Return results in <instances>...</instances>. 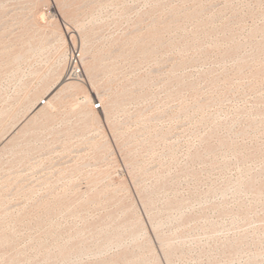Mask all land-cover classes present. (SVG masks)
I'll use <instances>...</instances> for the list:
<instances>
[{"label": "rangeland", "instance_id": "obj_1", "mask_svg": "<svg viewBox=\"0 0 264 264\" xmlns=\"http://www.w3.org/2000/svg\"><path fill=\"white\" fill-rule=\"evenodd\" d=\"M5 1H6V3H3L1 7L3 9L5 8L6 12L0 7L1 8L0 11H2V13L0 12L1 13L0 14V30H3L5 28L2 32L0 31L1 32L0 37L4 36V37H2V39L6 40V41H4L0 38V60L3 61V59L4 60L6 59L3 62L0 61L1 62L0 71L3 68H5V70L4 69L2 70L3 74L0 72V80H1V78H3L0 81V84H1L0 86L3 87V88L0 87V89H1L0 91L4 92V93H2V92H0V93L1 94L7 93V94L2 95V96L0 95V100L4 101V100H6V98L8 100L4 101L5 105H4V102L0 103V108H3V110H0V111L4 112L5 108H6L5 113L7 115L8 114L11 115L13 113L16 114L17 118L15 117V119H17L19 121L22 119V116L24 115V112H25V110L22 109L21 105L28 98H31L33 96V94L37 93L36 94V96H37L36 101H34V104L32 105V108L30 107V109H29L30 111H28V113L33 112L32 114H34L39 109V108L36 109V107H37L38 103L40 102V100H42V99L46 100V106H44V107L47 108L48 107L47 103L49 102L50 98H52L55 94V91H54L55 87L66 77V73L69 70V56H70L71 49L76 48V50H78L80 52L79 34H78V32L75 31L76 24L83 23V20H84L83 24L86 26H88V25L90 26V23H89L90 19L89 18H91L92 15L99 17L97 19L98 21H96L92 25V26H94V28L96 27L94 29L95 30L94 35H93L94 38L92 37V39H93L92 40V46L94 47V51H96L98 54L106 55L107 52H108V54L110 52H114L115 50L119 49L120 47H123L126 44L125 48L127 47L126 49L131 54L133 53V55H131L129 57V59H126L124 61L119 60L118 65L120 67L119 66H118L119 68L117 67V71L113 74L114 77H113V75L110 76L111 79H113V81H111V79L108 77H104L102 72L96 71L93 74L96 77L94 79L95 84H93V86L87 85L88 81L86 78V74L84 73L82 63H81V67H82V71H83V75H84L83 80L82 81L68 80L70 82H72V81L78 82V83L80 82V84L84 85L86 87L85 91H87L88 94H90L91 101L93 103H95V104L98 102L101 103L100 99L104 98L103 103H101L102 104L101 110L98 113H96L97 114L96 121L99 124L95 123L91 128L90 127L84 128L83 124L89 118V115H87V114L81 115V113L79 114L78 111L80 109L77 108L78 105L75 104V103H77V101L82 100L81 93H77L74 96H72L74 98V100L71 96H69L68 98L64 97L61 104L58 102L57 99H54V100H52V105L54 106V108L52 110H48L49 115L51 117L53 116L51 118L52 119L51 123L53 125L50 124L51 127L49 126L48 130L47 129H40L36 135L37 136L36 142H33V144L31 143L29 146L25 147V150L22 151L23 153L19 152V153L14 154V155L2 154V156L0 158V167L2 168V169L0 168V174H1L0 175V177H1L0 182L1 181L2 182L0 185L5 184V182L7 180L8 181L5 184L6 186L4 185L5 188L3 186L4 190H3L2 186H0V192L4 191V192L0 193V195H1L0 198L3 197V199H4V201H3V199L2 200L0 199L1 200L0 205H2V207H3L2 208L0 206V213L3 214V215L0 214V222H2V224L4 222V224H3L4 226L0 223L1 224L0 225V231L3 229L2 230L3 232L2 231L0 232V239L6 238L5 240L8 241L9 239L12 238L10 241L13 245L9 241H8L9 243L8 242L5 243L4 245H2V247L0 245V256L4 257V258L0 257V259H2V260H0V264H7L9 258H12L13 256L14 257L16 256L15 258L13 257L14 259H16L18 257L17 261L20 264H91V263H93V264L94 263L95 264H130V263L131 264H134V263L135 264H137V263L138 264H264V199H263L264 198V114H263L264 113V100H263L264 99V75H263L264 72L261 73L262 71H264V55H263L264 54V49H263L264 48L263 47L264 46V44H263L264 43L263 42L264 41V0H211L210 2H209V0H206V1L205 0L204 1H202V0H199V1L198 0H188V1H186V0H180V1L179 0H170L169 1L168 0V2L166 0H163V1L162 0H159V1L156 0V2H155V0H152V1L151 0H123L124 3L122 2V0L121 1L120 0H113L112 5L103 4L107 0H100V1L96 0L97 2H95L94 4H90V0H87V1L86 0H84V1H82V0H77V1L76 0H42V1L41 0H21V1L20 0H5ZM14 1L17 2V5ZM30 1H31V3H30ZM66 1L68 3H70V1L71 2L73 1V2L70 3L69 5H67L68 3ZM32 2H34V3H32ZM160 2H162V3L164 2L163 3L164 5ZM186 2H188V3H186ZM198 2L200 3L199 4L200 7L198 5ZM202 2H205L203 5V8H202V4H203ZM11 3H14V4H12L13 6L10 5ZM26 3H27V6H26ZM37 3H39V6ZM61 3H63V4L65 3L66 5L65 4L64 5L67 7H64V5ZM167 3L168 4L170 3V5H167ZM171 3L173 4V6ZM189 3H191V4H189ZM30 4L32 5L31 7L29 6ZM74 4H75V6H74ZM151 4L152 5L154 4V5L151 6ZM180 4H181V7H183V8L180 7ZM35 5H37V7ZM77 5L78 6L81 5L82 7L81 6L78 7ZM99 5L101 7L103 5L104 6L102 8H100ZM122 5H123V7H122ZM158 5L162 6V8L159 7ZM175 5H177V6H175ZM68 6H69V8H68ZM26 7L28 9H26ZM73 7H74V9H72ZM85 7H86V9H85ZM196 7H197V9H196ZM78 8H80V9H78ZM147 8L151 12L146 10ZM156 8H158V11L156 10ZM82 9L85 11H83ZM168 9H171V10H168ZM182 9L184 11H186V14H183L185 12ZM68 10H71V12H69ZM91 10H94V11L96 10V11L93 12ZM121 10H122V12H121ZM195 10H197V11L194 13ZM86 11H87V13H86ZM141 11H143L144 13ZM169 11H171L170 14H169ZM68 12L70 13L69 15H68ZM139 12L142 14H140ZM145 12H146V14H145ZM166 12H168V13H166ZM88 13H90L91 16H88V15H90ZM112 13H113V16H111ZM127 13L129 14L128 17L125 15ZM135 13H137V14H135ZM163 13H165V14L163 15ZM172 13H173V16H171V17L173 19L171 20L170 15ZM175 13L179 16L175 17L176 16ZM17 14H18V16H17ZM76 14H78V15H76ZM85 14L86 15L88 14V15L86 16ZM157 14H158V16H156ZM168 14H169V16H168ZM200 15L203 17H200ZM70 16H72V17H70ZM190 16H192V20H191ZM198 16H199V18H198ZM210 16L212 17V19L210 18ZM69 17L71 18V20ZM168 17L170 20L168 19ZM185 17H188L187 19H190L191 22L189 20H187ZM29 18H30V20H29ZM113 18L115 21L113 20ZM127 18H129V19H127ZM135 18H137V19H135ZM180 18H181V20H180ZM49 19H51V20H49ZM80 19L82 20V22ZM99 19H101V20H99ZM125 19H127L128 21L127 20L124 21ZM175 19H177V20H175ZM200 19H203V21ZM119 20H121V21H119ZM129 20H131V21H129ZM182 20H183V22L181 24ZM184 20H185V22H184ZM208 20H209V22H208ZM52 21L55 24H53ZM162 21H165L164 22L165 24ZM29 22L30 23L32 22V23L29 24ZM97 22H99V23H97ZM106 22H108V23L106 24ZM166 22H168L169 24ZM177 22H179V23L177 24ZM198 22H199V24H198ZM18 23H20V24L18 25ZM96 23H97V25H96ZM132 23H133V25H132ZM155 23H157L159 25H157V24L155 25ZM160 23L162 24V26ZM192 23H193V26H192ZM44 24L47 26H53L54 25L55 27L57 25V27H56L57 31L59 33H61L63 35L64 39L66 40V43H65L66 45H64V51H65V53L66 52L67 53H66V65H65L64 70L61 73V75L59 77L52 78L50 83H49V86L46 88H41L42 89L41 90L40 89V77L42 75L46 74V72H48V70L53 66V64H54L53 62H55V60H56L55 58H57L56 57L57 54L54 51H49L44 56H41V57L38 56L39 59L37 56L31 57L30 59H28L29 61L27 60L25 62H22V64L20 63L19 69L21 70V68H22V70H21L22 73L20 74V70L15 71V72L13 71L12 65L8 63V60H7L8 57L3 55V52H5L4 49L7 46H9L8 47L9 52L10 51H11V53L18 52V50L21 48V43H22V40H20V39L25 38L27 35H34V34H36L35 33L36 31H38V33L44 31L43 33H45L47 26H45ZM101 24L103 27L101 26ZM119 24H120V26H119ZM210 24H211V26H210ZM30 25H32V26H30ZM129 25H130V27H129ZM176 25H179V26H176ZM6 26H8L11 30ZM105 26H107V27H105ZM153 26H155L156 28ZM164 26H165V28H164ZM27 27H28V29H27ZM29 27L32 28L33 30L30 29ZM38 27L40 28V30ZM115 27H118V28H115ZM146 27L148 28V30L146 29ZM227 27H228V29H227ZM20 28H21V30H20ZM23 28H24V30H23ZM151 28H153V30ZM197 28H199V29H197ZM210 28H211V30H210ZM16 29H19V30H16ZM35 29H36V31L34 32ZM106 29H107V31H106ZM119 29H121V30H119ZM218 29H219V31L222 30V32L217 31ZM256 29H257V31H256ZM6 30L7 31L10 30V31H8V33H7ZM22 30L24 32V35L22 34ZM26 30H28V32ZM101 30L104 32H102ZM97 31H99V33H97ZM110 31H112V32H110ZM120 31H121V33H120ZM152 31H153V33H155L154 35H152ZM201 31H203V32H201ZM216 31H217V34H216ZM5 32L7 33V35ZM19 32H20L21 36H20V34H18ZM195 32H197V34ZM38 33H37V35H38ZM112 33H113V35H112ZM129 33H130V35H129ZM133 33H135V34L137 33L136 34L137 38L133 37V36H135V34L131 35ZM146 33H147V35H146ZM209 33H210V35H209ZM120 34H122V35H120ZM203 34L205 37H203ZM140 35H141L142 39H140ZM158 35L160 36V38ZM226 35H228V37L231 35L233 38L232 37L228 38ZM144 36H147V37L148 36H154L156 38L149 37V39H150L149 40V39L144 38ZM192 36H193V38H192ZM206 36H208V37H206ZM222 37H223V39H222ZM12 38L15 42L17 41L18 43H15L12 40ZM99 38H100V40H99ZM112 38H114V40ZM143 38L145 39L146 42H144ZM186 38H187V40L185 41ZM9 39H11L12 41ZM123 39H125V40H123ZM191 39H192V41H191ZM215 39H217V40H215ZM231 39H232V41H231ZM1 40L3 42H1ZM101 40L102 41L104 40L103 41L104 43L101 42ZM120 40H121V42H120ZM132 40H134V45H132ZM200 40H202V41H200ZM7 41H9V42H7ZM77 41H78V43H77ZM94 41H95V43H94ZM115 41H116V43H115ZM128 41H130L131 43ZM135 41H137L139 44H136ZM182 41H184L185 43ZM153 42H154V44L155 43L156 44L154 45ZM159 42H161V43H159ZM195 42H197V43H195ZM233 42L236 44L233 45L234 44ZM4 43H6L7 45ZM10 43L13 44V45H11L12 47L10 45H8ZM100 43H102L103 45ZM109 43H110V45H109ZM186 43H188V44L186 45ZM215 43L217 46L215 45ZM106 44H108V45H106ZM149 44H150V52L147 51L145 53L144 51H142L143 52L142 53L141 52V50H142L141 48H143L142 46L148 47ZM165 44H169L170 46L165 45ZM184 44L186 46V49H185ZM191 44H192V46H191ZM14 45L16 46V48L13 47ZM135 45H138V47L135 48L134 47ZM212 45L213 46L215 45L216 47H220V48L213 47ZM231 45L235 46V47H232ZM239 45H240V47H239ZM95 46H97V47H95ZM98 46L100 47V50L98 49L99 48ZM193 46H195V47H193ZM257 46L260 48H258ZM107 47H109V48H107ZM128 47L131 49H128ZM157 47H159V48H157ZM226 47H227V49L228 48L229 49L227 50ZM193 48H195V49H193ZM136 49H138V51ZM202 49H204V50L202 51ZM257 49L259 50V52ZM195 50H196L197 54H196ZM209 50L212 51V53ZM134 51L136 54L134 53ZM181 51L185 54H183ZM207 52H209V53L206 57ZM228 52H229V54H228ZM148 53H150V54H148ZM155 53H157V55ZM255 53H256V55H255ZM50 54H51V56H50ZM230 54H233V55L231 56ZM245 54H246V56H244ZM261 54L263 57L261 56ZM140 55H141V57L143 56L142 57L143 59H141ZM148 55H150V56H148ZM198 55L199 56L201 55L200 56L201 58ZM226 55H227V57H224ZM188 56H190V57H188ZM133 57H136V58L139 57L138 59H140V60H137L136 58L133 59ZM179 57H182V58L179 59ZM246 57H247V59H246ZM48 58L50 60H48ZM183 58H184V61H183ZM256 58H258V59H256ZM259 58L260 59L262 58V59L260 60ZM40 60L42 63L40 62ZM45 60L47 63L45 62ZM136 60L139 62H136ZM87 61H88V59H87ZM29 62H31V63H29ZM51 62H52V65L50 64ZM107 62H108V60H105V62H103V64H107ZM123 62L125 64H123ZM132 62H134L135 65ZM136 63H138V64H136ZM141 63H142V65L144 63L145 64L142 66ZM236 63L237 64L239 63V64L236 65ZM37 64L39 67L37 66ZM182 64H184V66ZM241 64H243V65H241ZM249 64H250V66H252V65L253 66L249 67ZM5 65H6V67H5ZM125 65H127L128 67ZM1 66L2 67L4 66V67L2 68ZM175 66H177V67L180 66V67L177 68ZM244 66H246V67H244ZM41 67H43V68H41ZM44 67H48V68H44ZM240 67H242V68H240ZM261 67L263 68V70H260V69H262ZM66 68H67V70H66ZM124 68H125V70H124ZM236 68H237V71H236ZM46 69H48V70H46ZM254 69H255V71H254ZM256 69H258L260 71V72L258 71L259 73L257 72L258 73L257 76L255 75V74H257ZM6 71H7V74H6ZM41 71H42V73H41ZM128 72H129V74H128ZM169 72L170 73L172 72V73L170 74ZM252 72L255 73V74L253 73V75L256 77H254L251 74ZM9 73H10V75H9ZM208 73H209V75H208ZM210 73H212V74L210 75ZM244 73L247 76H244ZM11 74L15 75L14 78H13L14 75L11 77L13 79H10ZM27 74H29V75H27ZM25 75H26L27 79L24 77ZM38 75H40V76H38ZM148 75L150 76V78ZM19 76H22V77H20L21 80L19 79ZM166 76L167 77L170 76L171 78L173 76V78L172 79L170 77L167 78ZM258 76H260V77H258ZM115 77H117V78H115ZM211 77H215L216 79L211 78ZM5 78H7V79L9 78L10 80L9 79L4 80ZM118 78H119V80H118ZM130 78H132L133 80ZM238 78H240V79H238ZM24 79H26V80H24ZM53 79H55L54 80L55 82L53 81ZM57 79H59L60 81L59 80L57 81ZM97 79H98V81H97ZM126 79H128V81H130V80L131 81L128 82V81H126ZM141 79H143L145 81V83L147 82V79H148V81L149 80L150 81L148 83H146V84L144 83L142 85L137 84V82L142 81ZM241 79H242V81H240ZM3 80H4V82H3ZM12 80H14V81H12ZM181 80H183V81H181ZM215 80H218V82ZM227 80H228V82H227ZM105 81H107V82H105ZM235 81H237V82H235ZM15 82H18V83H15ZM133 82H134L135 86L133 85ZM163 82H165L166 84ZM169 82H171V84ZM177 82H179V83H177ZM192 82H194V83H192ZM211 82H213V83H211ZM37 83H38V85H37ZM122 83H123V85H122ZM173 83L176 85H174ZM228 83H229V85H228ZM27 84H31V85H27ZM162 84H164L165 86ZM209 84H210V86H209ZM11 85L13 88L11 87ZM102 85L104 88L102 87ZM114 85L116 88L114 87ZM14 86H16V87H14ZM38 86H39V88H38ZM122 86H124L127 90L130 89V91H131V89H133V91L130 92L128 90V93H126L124 96H122V98L120 97L121 99L119 98V100L121 101V104H120L121 106H118V109L113 112V108H112L113 103H110V101L113 102L115 100V97L118 96L117 94H120L119 91L125 90V88ZM129 86H131V87H129ZM162 86H164V87L162 88ZM6 87L9 89H7ZM19 87H21V88H19ZM31 87L33 88V90ZM34 87H35V89H34ZM49 87H51V88L53 87V88L51 89ZM120 87H122V88H120ZM186 87L188 90L186 89ZM36 88L38 91H36ZM166 88H167V90H166ZM22 89H24L23 91H24L25 95H24ZM179 89L181 90V92ZM117 90H118V92H117ZM170 90H171V92H170ZM110 91H111V93H110ZM21 92L23 93V95H21ZM26 93H27V95H26ZM38 93H40V94H38ZM135 93H136V95H135ZM137 93L140 96H144V98L140 97ZM143 93H145V95ZM16 94H18V95H16ZM29 94H30V97H29ZM112 94H114V96H112ZM141 94H143V95H141ZM76 95H78V96H76ZM130 95H132V97ZM171 95L172 96L174 95L173 96L174 102L171 101L172 100ZM178 95L179 96L181 95L180 96L181 98ZM127 96H129V97L127 98ZM137 96H139V98ZM145 96L146 97L148 96V97L146 98ZM150 96H151V98H149ZM166 96H168V97H166ZM9 97H11V98L9 99ZM100 97H102V98H100ZM134 97H136L137 99ZM153 97H155V98H153ZM169 97H171V98H169ZM98 98H99V100H98ZM112 98H114V99L112 100ZM132 98H134V99H132ZM12 99H15L17 101H15V100L13 101ZM108 99H109V102H108ZM129 99L130 100L132 99L133 101L132 102L127 101ZM144 99H146L147 101ZM37 100H39V101H37ZM134 100H136V101H134ZM178 100L179 101L181 100V101L179 102ZM19 101H21V102L19 103ZM74 101H75V103H73ZM151 101L152 102L154 101V102L152 103ZM8 102H10V103H8ZM16 102L19 104H17ZM36 102H37V104H36ZM55 102H57V103H55ZM122 102L125 103V105ZM137 102H140V103H138L139 105L138 104L136 105ZM207 102H208V105H207ZM7 103L9 106L7 105ZM69 103H70V105H69ZM132 103H133V105H132ZM11 104H12V106H11ZM13 104H15V105H13ZM55 104H57V105H55ZM33 106H35V108H33ZM68 106H69V108H68ZM70 106H71V108H70ZM73 106H75V107H73ZM61 107L63 108V111H62ZM60 108H61V110H60ZM67 108H68V110H67ZM126 108H127V110H126ZM135 108H136V110H135ZM103 109H105L108 113H110L109 117L105 118V115L103 113ZM58 110H59L60 114H58ZM137 110L139 111V113H136ZM236 110H237V113H236ZM240 110L242 112H240ZM67 111L69 112L68 114H67ZM140 111H142V112H140ZM115 112H117V114ZM126 112H128V113H126ZM62 113H63V115H62ZM64 113L67 114L66 115L67 117L65 116ZM73 113L75 114V116L73 115ZM239 113H241V114H239ZM57 115L59 118L57 117ZM68 115H70V117ZM146 116H148V117H146ZM63 117H66V118H63ZM115 118H117L118 120ZM260 118L262 120H260ZM68 119H69V121H68ZM3 120L5 121V123L8 122V127H10V124H12V122L14 123V121H15V120L9 121L8 117H7V119L6 118L5 119L0 118V121H1L0 124L1 123L4 124ZM60 120L61 121L64 120V121L61 122ZM116 120H117V122H116ZM65 121H67L68 123ZM105 122H107V123H105ZM115 123L117 124L115 126L119 128V131H121V132H119L118 135H116V133L113 132L112 125ZM55 124L58 125L59 127L56 126ZM59 124H63V125L61 126ZM254 124H255V127H254ZM24 125H26V122H24L22 124V126L20 128H18L17 130L23 129L25 127ZM63 126H66V127L64 128ZM146 127L148 128V131H147ZM65 129H67V130H65ZM80 129H82V130H80ZM17 130L14 133H12L11 137L7 141L2 143V145L0 146V149L3 146L10 145V140L17 135ZM44 130H46V131H44ZM51 130H54V131L51 132ZM89 130H90V132L92 130H94L95 134L97 136L94 134V131H92V133H90ZM131 130L132 131L134 130V132H131ZM245 130H246V132H245ZM111 131H112V133H111ZM39 132L42 134H40ZM65 132H66V134H65ZM121 133H122V136H121ZM71 134L72 135L76 134V135L72 136ZM150 134H152V135H150ZM53 135L54 136L56 135L57 138H56V136L54 138ZM64 135H66V137ZM83 135H86V136H83ZM154 135H156V136H154ZM47 136H49V137H47ZM58 136H59V138H58ZM206 136H208L209 138ZM62 137H63V139H62ZM102 137H104V138H102ZM117 137H118V139H117ZM158 137L160 138V140L158 139ZM50 138H51V140H50ZM71 138H73V139H71ZM93 139H95V140H93ZM97 139H98V143H99L98 147H97V144H98ZM155 139H156V141H154ZM226 139H227V141H225ZM47 140H48V142H47ZM39 141L41 143L38 144L37 142H39ZM50 141H51V143H50ZM1 142L2 141L0 140V143ZM64 142L66 143V146L69 145V147H67V149H66ZM68 142H69V144H67ZM79 142H80V144H79ZM102 142H104V143L102 144ZM43 143H44V145H43ZM46 143H47V145H45ZM90 143L93 145V147H92V145H90ZM145 143H146V145H145ZM224 143L226 145H224ZM75 144H76V146H75ZM135 144H137V145H135ZM153 144H154V146H153ZM31 145H33V146H31ZM37 145H38V147H37ZM106 145H108V146H106ZM34 146H36L35 147L36 149L34 148ZM62 146L65 148L63 149ZM89 146H91V148H93L94 150L96 149L95 151H97V152H95ZM133 146H134V149H133ZM235 146L237 148H235ZM201 147H202V149H201ZM107 148H108V150H103V149H107ZM140 148H141V151L138 150ZM62 149L64 150V152L62 151ZM128 149L130 150V152ZM144 149H146V150H144ZM202 150H204V151H202ZM87 151H89V152H87ZM106 151H109V152L107 153ZM133 151L134 152L136 151V152L134 153ZM33 152H35V153H33ZM37 152H39V153L36 154ZM101 152H102V154H99ZM193 152H194V154H193ZM105 153H106V156L104 157ZM139 153H141V154H139ZM150 153H152V154H150ZM199 153H200V156H199ZM196 154H198V155H196ZM4 155H6V156H4ZM77 155H79L80 159L78 158ZM81 155L83 156V158L81 157ZM136 155H138V156H136ZM255 155H256V157H255ZM123 156H124V158H123ZM22 157H25V158H22ZM86 158H87V161H86ZM99 158L102 160H100ZM196 158L198 160H196ZM20 159H22V160H20ZM9 160H10V162H9ZM25 160H27V162H25ZM133 161H135V162H133ZM141 161H143V162L141 163ZM18 162H20V165ZM72 162L73 163L75 162V164H73V165H75V168L71 164ZM94 162H97L98 165ZM112 162L114 165L111 164ZM24 163L27 165H25ZM79 163L80 164L82 163L81 166ZM134 163H135V165L133 166ZM143 163L145 165H143ZM2 164H3V166H2ZM8 164L11 166V168ZM84 164H86L87 166L86 165L84 166ZM129 164H131V165H129ZM103 165H104V167L102 168ZM30 166H32V168H30ZM93 166H95L96 169ZM62 167H64V168H62ZM16 168H17V170H16ZM61 168H62V170H61ZM71 169H73V170H71ZM74 169H76L75 170L76 174L73 172ZM99 169H100V171H99ZM140 169L144 170L143 173H141L142 171ZM161 169H162V173H161ZM14 170H16V171H14ZM136 170H140V171L137 172ZM11 171H13V172H11ZM70 171H72V172H70ZM241 172H242V174H240ZM4 173H6V175ZM8 173L11 175H9ZM59 173H60V175H59ZM71 173H74V174H71ZM77 173H79L81 175L78 174V176H77ZM87 173H88V175H86ZM134 173L136 174V176ZM137 173H138V175H137ZM3 174H4V176H3ZM66 174H68V175H66ZM69 174H71V176ZM94 174H97V175H94ZM99 174L100 175L103 174L104 176L103 175L100 176ZM144 174H146V175L149 174L148 175L149 177L144 175ZM150 174H152L151 176H153V177H150ZM7 175H9V176H7ZM12 175L14 176V178H12ZM15 175H19V176L17 177ZM48 176H50V180H49ZM56 177H60V178H56ZM74 177L76 180L74 179ZM5 178H12V179H10L11 180L10 181L9 179H5ZM15 178L16 179L18 178V179L16 180ZM77 178H78V180H77ZM104 178H105V180H104ZM160 178H161V180H160ZM1 179H4L5 181L1 180ZM45 179L48 181H46ZM80 179H82V180H80ZM86 179H87V181H86ZM94 179L96 180V182ZM65 180H67V181L65 182ZM109 180H111L112 182ZM238 180H239V182H238ZM44 181L46 183H44ZM100 181H102V182L100 183ZM122 181H123V184H122ZM50 182H51V185H50ZM55 182H56V184H55ZM11 183H13V184H11ZM42 183H44L45 185ZM59 183H60V186L62 184L63 185L60 187ZM64 183H65V185H64ZM96 183L98 186L96 185ZM52 184H54V185H52ZM86 184H87V186H86ZM103 184H104V186H103ZM159 185H160V187H159ZM239 185H241V186H239ZM54 186H55V188H53ZM63 186H65V187H63ZM118 186H119V188H118ZM260 186H262V188ZM50 187H51V189H50ZM72 187H74L75 189L74 188L71 189ZM110 187H112L114 189H112ZM7 188H9V189H7ZM26 188H28V189H26ZM34 188L35 189L37 188L36 191ZM47 188L49 189L48 191H47ZM98 189L99 190L105 189L103 191L104 194H103L102 190L100 191L101 192V194H100L98 192L99 191ZM154 189H155V191H154ZM124 190H126L127 192H124ZM12 191L13 192L19 191V192H17L18 195L14 196L16 194V192L14 194ZM64 191H66L68 193H66ZM74 191H76V192H74ZM110 191H112V192H110ZM6 192H7V194H6ZM61 192H64V193H61ZM96 192H97V194H96ZM118 192H119V194H118ZM145 192H147V193H145ZM149 192H151V193L149 194ZM27 193L29 195H33V196H29ZM50 193H52L53 195L52 194L50 195ZM55 193L58 196V197H56L57 199L55 198V196H56ZM111 193L114 195H112ZM11 194H12V196H11ZM19 194H23V195L19 196ZM63 194H65V195H63ZM67 194H68V196H67ZM123 194H125V195L123 196ZM4 195H7V196H4ZM79 195H80V197H79ZM92 195H94V196H92ZM95 195H96L95 199H98V200H94ZM100 195H103V196H100ZM107 195H108V197H107ZM52 196L54 198H52ZM87 196L91 197V201H90V198H88ZM22 197H24V198H22ZM44 197H45V199H44ZM254 197H255V199H254ZM29 198H30V200H29ZM87 198L89 199L88 200L89 203L86 200ZM103 198H104V200H103ZM106 198H108V199H106ZM259 198H260L261 202L258 201ZM51 199L53 200V202L51 201ZM55 200H57V201L55 202ZM37 201H39V202H37ZM95 201H98L99 203L95 202ZM6 202H7V204H6ZM182 202L184 204H181ZM97 203H98V205H97ZM146 203L149 205H145ZM44 204H45V206H43ZM99 204H101V205H99ZM38 206L41 207V210ZM65 206H66V208H65ZM72 206H74V207H72ZM86 206H88V207H86ZM5 207H6V209H5ZM37 207H38V209H37ZM51 207H53V208H51ZM27 208L30 210H28ZM92 208L93 209L95 208V209L92 210ZM134 208H135V210H134ZM18 209L20 211L21 210L22 211L20 212ZM78 209H80V210H78ZM146 209H147V211H146ZM224 209H226L227 212ZM9 210H10V213L8 212ZM35 210L38 211L37 212L38 216H37ZM45 210H46V212H44ZM52 210H53L54 214H53ZM73 210H75V211H73ZM129 210H132L131 211L132 214ZM1 211H4L5 213L1 212ZM28 211H29V214H28ZM61 211L65 212L66 215L63 214ZM151 211H153V212H151ZM224 211H225V213H224ZM16 212H17V215H16ZM22 212H24V213H22ZM85 212L88 214H85ZM124 212H126V213H124ZM46 213H48V214H46ZM75 213L77 215V220L75 219L76 218ZM121 213H123V214H121ZM19 214H21V215H19ZM53 215H55V217ZM119 215H121V216H119ZM23 216H25V217H23ZM110 216H112V217H110ZM8 217H9V219H8ZM19 218L21 219V221ZM32 218H33V220H32ZM35 218L37 221L39 220L37 224H36L37 221L35 220ZM42 218H43V220H42ZM190 218L192 220H190ZM6 219H8V220H6ZM55 219H57L59 221H57ZM98 219H99V221H98ZM134 219H136V220H134ZM14 220L16 221V223L18 225L15 224ZM28 220H30V221H28ZM53 220H55V222ZM128 220H129V223H128ZM33 221H34V223H33ZM113 221H114V223H113ZM7 222H10V223H7ZM11 222H13V223H11ZM26 222L30 227L26 224ZM102 222H103V224H102ZM115 222H117V223H115ZM39 223H40V225H39ZM89 223H91V225ZM57 225H58V227H57ZM97 225H98V227H97ZM101 225H103V226H101ZM106 225L108 227H106ZM5 226H7L6 229H5ZM36 226L37 227L39 226V227L36 228ZM42 226L44 227V229ZM87 226H88V228H87ZM112 226L114 228H112ZM18 227H19V229H17ZM49 227H51V228H49ZM62 227H63V229H62ZM77 227H79V228H77ZM101 227L106 228V230H104V228L101 229ZM131 227L132 228L134 227V228L132 229ZM20 228L22 231L20 230ZM35 228L38 231L36 230V232H35ZM95 228H96V230H95ZM129 228L131 231H129ZM16 229H17L16 232H18L20 235H18L15 232ZM39 229H40V231H39ZM7 230L9 232V234H8ZM25 230H28V231L26 232ZM41 230H43V231H41ZM30 231L32 234H30ZM44 232H46L47 235ZM83 232H85V233H83ZM10 233H13V234H11L12 236L10 235ZM14 233H15V235H14ZM51 233H52V235H51ZM61 233H62V236H61ZM1 234H3V235H1ZM29 234H30V236H29ZM40 235L44 236L45 238L47 237V239H45L44 237H41ZM49 235H51L52 237ZM55 235H57V236H55ZM66 235H67V238L65 237ZM77 235H80V236H77ZM85 235H86V237H85ZM240 235H241V237L243 236L242 239H241ZM255 235H256V237H255ZM26 236H27V238L24 239ZM121 236H123V237H121ZM158 236H159V238H158ZM14 237L17 239H14ZM40 237H41V239H40ZM56 237L57 238L59 237V238L57 239ZM258 237H262V238H258ZM42 238H44V239H42ZM160 238L163 240V243H162V240ZM255 238L256 239L258 238V240H256ZM54 239H55L56 243H55ZM74 239H76V240H74ZM86 239H88V241ZM34 240L36 242H34ZM42 240H43V242H42ZM29 241H30V243H29ZM40 241H41V243H40ZM45 241H47V242H45ZM93 241H95V242H93ZM145 241H146V243H145ZM34 243H36V244L34 245ZM43 243H45V245H48V244L49 245L45 246ZM76 243L78 244L77 246L75 245ZM147 243H149V244H147ZM260 243H261V245L259 246ZM28 244H30V245L27 246ZM89 244H90V246H89ZM142 244H145V245H142ZM166 244H168V248H167ZM229 244H230V247H229ZM23 245H25V246L23 247ZM138 245H140V246H138ZM162 245H164V246H162ZM3 246H5V247H3ZM60 246H62V247L60 248ZM21 247L23 248V250H21ZM30 247H31V249H30ZM46 247H48L47 250H46ZM78 247H79V249H78ZM83 247H85V248H83ZM142 247H144L143 249H145V248L146 249L143 250ZM88 248H91V249H88ZM164 248H165V250H164ZM83 249L84 250L87 249L88 251L86 250L84 252ZM173 250H175V251L173 252ZM259 251H261L262 253ZM17 252H18V254H17ZM58 252H60L59 255H58ZM82 252H84V253H82ZM149 252L152 254H148ZM143 253H145V254H143ZM22 254H24L23 255L24 257L22 256ZM52 254H54L55 256H53ZM65 254H67V255H65ZM139 255H140V257H139ZM19 256H20V258H19ZM142 256L144 259L142 258ZM28 257L30 258L29 259L30 261L28 260ZM21 258L23 260L24 259L25 260L23 261ZM136 258L138 260H136ZM26 260H27V262H26ZM18 262H17V264H19ZM15 264H16V262H15Z\"/></svg>", "mask_w": 264, "mask_h": 264}, {"label": "bare ground", "instance_id": "obj_2", "mask_svg": "<svg viewBox=\"0 0 264 264\" xmlns=\"http://www.w3.org/2000/svg\"><path fill=\"white\" fill-rule=\"evenodd\" d=\"M5 0H0V7L2 6V4L3 3H6V1L4 2ZM21 1V0H20ZM42 1V0H41ZM77 1V0H76ZM82 1H84V0H82ZM87 1V0H86ZM100 1V0H99ZM121 1V0H120ZM152 1V0H151ZM157 1H159V0H157ZM163 1V0H162ZM167 2H168V0H166ZM165 1V2H166ZM170 1V0H169ZM180 1V0H179ZM186 1H188V0H186ZM199 1V0H198ZM202 1H204V0H202ZM206 1V0H205ZM211 0H209V2H210ZM9 2V1H8ZM12 2V1H11ZM15 2V1H14ZM35 2V1H34ZM34 2H32V3H34ZM40 2V1H39ZM67 2V1H66ZM73 2V1H72ZM71 1H70V3H72ZM95 2H97L96 0H90V4H94ZM119 2V1H118ZM122 2H123V0H122ZM127 2V1H126ZM155 2H156V0H155ZM182 2V1H181ZM190 2V1H189ZM193 2V1H192ZM196 2V1H195ZM208 2V3H209ZM213 2V1H212ZM16 3V5H17V2H15ZM19 3V2H18ZM30 3H31V1H30ZM68 3V2H67ZM70 3H68L67 5H69ZM112 3H113V0H107V1H105V3H103V4H105V5H112ZM120 3V2H119ZM124 3V2H123ZM160 3H162V2H160ZM164 3V2H163ZM162 3V4H163ZM180 3V2H179ZM186 3H188V2H186ZM203 4H202V8H203V5H204V3L205 2H202ZM207 3V2H206ZM12 4H14V3H11L10 5H12ZM38 4V6H39V3H37ZM61 4H63V3H61ZM65 4V3H64ZM63 4V5H64ZM86 4V3H85ZM97 4V3H96ZM100 4V3H99ZM172 4V3H171ZM176 4V3H175ZM178 4V3H177ZM189 4H191V3H189ZM197 4V3H196ZM200 3L198 2V5H199ZM25 5V4H24ZM62 5V6H63ZM66 5V4H65ZM64 5V7H67V6H65ZM82 5V4H81ZM80 5V6H81ZM98 5V4H97ZM101 5V4H100ZM99 5V6H100ZM117 5V4H116ZM121 5V4H120ZM154 5V4H153ZM152 4H151V6H153ZM164 5V4H163ZM167 5H170V3L168 4L167 3ZM183 5V4H182ZM13 6V5H12ZM26 6H27V3H26ZM30 7L32 6L31 4L29 5ZM36 7H37V5H35ZM74 6H75V4H74ZM78 6V5H77ZM76 6V7H77ZM80 6H78V7H80ZM86 6V5H85ZM93 6V5H92ZM104 6V5H103ZM102 6V7H103ZM118 6V5H117ZM159 6V5H158ZM172 6H173V4H172ZM175 6H177V5H175ZM193 6V5H192ZM195 6V5H194ZM4 7V6H3ZM20 7V6H19ZM23 7V6H22ZM71 7V6H70ZM75 7V8H76ZM82 7V6H81ZM91 7V6H90ZM89 7V8H90ZM98 7V6H97ZM101 6H100V8H102ZM122 7H123V5H122ZM125 7V6H124ZM159 7H161L162 8V6H159ZM171 7V6H170ZM180 7H181V4H180ZM199 7H200V5H199ZM2 8V7H1ZM0 8V9H1ZM8 8V7H7ZM21 8V7H20ZM24 8V7H23ZM68 8H69V6H68ZM95 8V7H94ZM99 8V7H98ZM167 8V7H166ZM177 8V7H176ZM181 8H183V7H181ZM3 9V8H2ZM22 9V8H21ZM26 9H28L27 7H26ZM64 9V8H63ZM72 9H74V7L72 8ZM71 9V10H72ZM78 9H80V8H78ZM84 9V8H83ZM82 9V10H83ZM85 9H86V7H85ZM115 9V8H114ZM174 9V8H173ZM179 9V8H178ZM196 9H197V7H196ZM4 11H5V8L3 9ZM15 10V9H14ZM30 10V9H29ZM71 10H68L69 12H71ZM76 10V9H75ZM99 10V9H98ZM125 10V9H124ZM146 10H148V8L146 9ZM145 10V11H146ZM156 10L158 11V8H156ZM160 10V9H159ZM168 10H171V9H168ZM183 10V9H182ZM188 10V9H187ZM192 10V9H191ZM65 11V10H64ZM83 11H85V10H83ZM91 11H93V12H95L94 10H91ZM90 11V12H91ZM115 11V10H114ZM131 11V10H130ZM148 11H150V10H148ZM155 11V10H154ZM166 11V10H165ZM180 11V10H179ZM184 11V10H183ZM197 10H195L194 11V13L196 12ZM1 13H2V11H0ZM6 12V11H5ZM16 12V11H15ZM36 12V11H35ZM68 12V15L70 14ZM121 12H122V10H121ZM126 12V11H125ZM141 12H143V11H141ZM151 12V11H150ZM156 12V11H155ZM170 12L171 11H169V14H170ZM174 12V11H173ZM177 12V11H176ZM185 13H183V14H186V11H184ZM191 12V11H190ZM0 13V14H1ZM86 13H87V11H86ZM92 13V12H91ZM118 13V12H117ZM140 13V12H139ZM144 13V12H143ZM166 13H168V12H166ZM180 13V12H179ZM199 13V12H198ZM202 13V12H201ZM19 14V13H18ZM18 14H17V16H18ZM73 14V13H72ZM79 14V13H78ZM78 14H76V15H78ZM88 14H90V13H88ZM87 14V15H88ZM100 14V13H99ZM122 14V13H121ZM135 14H137V13H135ZM140 14H142V13H140ZM139 14V15H140ZM145 14H146V12H145ZM148 14V13H147ZM154 14V13H153ZM165 13H163V15H164ZM169 14H168V16H169ZM176 14V13H175ZM181 14V13H180ZM188 14V13H187ZM193 14V13H192ZM20 15V14H19ZM74 15V14H73ZM72 15V16H73ZM86 15V14H85ZM86 15V16H87ZM127 17L129 16V14L127 13V14H125ZM124 15V16H125ZM131 15V14H130ZM150 15V14H149ZM182 15V14H181ZM197 15V14H196ZM215 15V14H214ZM15 16V15H14ZM33 16V15H32ZM31 16V17H32ZM65 16V15H64ZM67 16V15H66ZM72 16H70V17H72ZM82 16V15H81ZM88 16H91V14L90 15H88ZM99 16V15H98ZM111 16H113V13H112V15ZM119 16V15H118ZM117 16V17H118ZM122 16V15H121ZM123 16V17H124ZM138 16V15H137ZM154 16V15H153ZM156 16H158V14L156 15ZM160 16V15H159ZM171 16H173V13L170 15V17ZM177 16H179V15H177L176 14V16L175 17H177ZM189 16V15H188ZM195 16V15H194ZM212 16V15H211ZM210 16V18L212 19V17ZM69 17V18H70ZM75 17V16H74ZM162 17V16H161ZM174 17V18H175ZM191 17V20H192V16H190ZM189 17V18H190ZM200 17H203V16H201L200 15ZM22 18V17H21ZM34 18V17H33ZM67 18V17H66ZM83 18V17H82ZM81 18V19H82ZM99 17H97V16H95V15H92L91 16V18H89L90 19V21H89V23H90V26L88 25V26H86V25H84L83 23H84V20H83V23H78V24H76V26H75V31L76 32H78V34H79V39H80V45H79V47H80V61H81V63H82V65H83V69H84V73L86 74V78H87V81H88V83H87V85H90V86H93V84H95L94 82H95V76L93 75L96 71H100V72H102L103 73V75H104V77H108V78H110L111 79V77L110 76H112L116 71H117V67L119 66L118 64V62H119V60H121V61H124V60H126V59H129V57L131 56V55H133V53L131 54L126 48H125V45L123 46V47H120L119 49H117V50H115L114 52H110L109 54H108V52H107V54L106 55H101V54H98L96 51H94V47L92 46V37H93V35H94V32H95V28H94V26H92L96 21H98L97 19H98ZM108 18V17H107ZM120 18V17H119ZM118 18V19H119ZM183 18V17H182ZM186 19L188 18V17H185ZM196 18V17H195ZM198 18H199V16H198ZM18 19V18H17ZM32 19V18H31ZM80 19V20H81ZM85 19V18H84ZM87 19V18H86ZM116 19V18H115ZM124 19V18H123ZM127 19H129V18H127ZM127 19H125L124 21H126ZM135 19H137V18H135ZM134 19V20H135ZM160 19V18H159ZM168 19H169V17H168ZM167 19V20H168ZM173 18L171 17V20H172ZM194 19V18H193ZM206 19V18H205ZM204 19V20H205ZM214 19V18H213ZM22 20V19H21ZM24 20V19H23ZM29 20H30V18H29ZM37 20V19H36ZM49 20H51V19H49ZM68 20V19H67ZM70 20H71V18H70ZM76 20V19H75ZM99 20H101V19H99ZM103 20V19H102ZM106 20V19H105ZM113 20H114V18H113ZM133 20V21H134ZM170 20V19H169ZM175 20H177V19H175ZM180 20H181V18H180ZM187 20H189L190 22H191V20L190 19H187ZM200 20H202L203 21V19H200ZM199 20V21H200ZM210 20V19H209ZM209 20H208V22H209ZM32 21V20H31ZM54 21V20H53ZM52 21V22H53ZM112 21V20H111ZM115 21V20H114ZM113 21V22H114ZM119 21H121V20H119ZM118 21V22H119ZM128 21V20H127ZM129 21H131V20H129ZM166 21V20H165ZM165 21H162L163 23L165 22ZM211 21V20H210ZM23 22V21H22ZM78 22V21H77ZM81 22H82V20H81ZM101 22V21H100ZM173 22V21H172ZM182 22H183V20L181 21V24H182ZM184 22H185V20H184ZM242 22V21H241ZM21 23V22H20ZM20 23H18V25L20 24ZM28 23V22H27ZM26 23V24H27ZM32 23V22H31ZM30 22H29V24H31ZM37 23V22H36ZM51 23V22H50ZM97 23H99V22H97ZM97 23H96V25H97ZM108 22H106V24H107ZM112 23V22H111ZM121 23V22H120ZM128 23V22H127ZM153 23V22H152ZM166 23H168V22H166ZM171 23V22H170ZM174 23V22H173ZM179 22H177V24H178ZM194 23V22H193ZM193 23H192V26H193ZM196 23V22H195ZM225 23V22H224ZM24 24V23H23ZM28 24V25H29ZM34 24V23H33ZM46 24V23H45ZM44 24V25H45ZM48 24V23H47ZM53 24H55L54 22H53ZM104 24V23H103ZM105 24V25H106ZM157 23H155V25H156ZM161 24V23H160ZM165 24V23H164ZM169 24V23H168ZM185 24V23H184ZM198 24H199V22H198ZM112 25V24H111ZM127 25V24H126ZM125 25V26H126ZM132 25H133V23H132ZM157 25H159V24H157ZM208 25V24H207ZM21 26V25H20ZM19 26V27H20ZM25 26V25H24ZM30 26H32V25H30ZM34 26V25H33ZM39 26V25H38ZM45 26H47V25H45ZM101 26H102V24H101ZM117 26V25H116ZM119 26H120V24H119ZM118 26V27H119ZM150 26V25H149ZM161 26H162V24H161ZM167 26V25H166ZM176 26H179V25H176ZM181 26V25H180ZM185 26V25H184ZM196 26V25H195ZM203 26V25H202ZM201 26V27H202ZM205 26V25H204ZM210 26H211V24H210ZM222 26V25H221ZM226 26V25H225ZM3 27V26H2ZM6 27H8V26H6ZM18 27V26H17ZM26 27V26H25ZM24 27V28H25ZM56 27H57V25H56ZM56 27L53 25V26H47V29H46V32L45 33H43V32H40V33H38V31H36V29L34 30V32L36 33V34H34V35H27L25 38H22V39H20V40H22V43H21V48L18 50V52H13V53H11V51L9 52L8 50V47L9 46H7L4 50H5V52H3V55H5V56H7L8 57V63L9 64H11L12 65V69H13V71L15 72V71H18V70H20L19 69V66H20V63L22 64V62H25V61H27L28 59H30L31 57H35V56H39V57H41V56H44L47 52H49V51H54L56 54H57V58H55L56 60H55V62H53L54 64H53V66L48 70V69H46V70H48V72H46V74H44V75H42L41 77H40V89L41 88H46V87H48L49 86V83H50V81H51V79L52 78H54V77H59L60 75H61V73L63 72V70H64V67H65V65H66V53H65V51H64V45H66L65 43H66V40L64 39V37H63V35L61 34V33H59L58 31H57V29H56ZM60 27V26H59ZM58 27V28H59ZM103 27V26H102ZM101 27V28H102ZM105 27H107V26H105ZM118 27H115V28H118ZM127 27V26H126ZM125 27V28H126ZM129 27H130V25H129ZM153 27H155V26H153ZM182 27V26H181ZM200 27V26H199ZM224 27V26H223ZM9 28V27H8ZM24 28H23V30H24ZM30 28V27H29ZM39 28V27H38ZM37 28V29H38ZM156 28V27H155ZM154 28V29H155ZM164 28H165V26H164ZM167 28V27H166ZM194 28V27H193ZM226 28V27H225ZM5 29V28H4ZM3 29V30H4ZM10 29V28H9ZM26 29V28H25ZM27 29H28V27H27ZM30 29H32V28H30ZM42 29V28H41ZM103 29V28H102ZM108 29V28H107ZM107 29H106V31H107ZM122 29V28H121ZM121 29H119V30H121ZM146 29L148 30V28L146 27ZM145 29V30H146ZM150 29V28H149ZM152 30H153V28H151ZM158 29V28H157ZM169 29V28H168ZM197 29H199V28H197ZM196 29V30H197ZM208 29V28H207ZM221 29V28H220ZM227 29H228V27H227ZM3 30H0L1 32L3 31ZM11 30V29H10ZM10 30H8V31H10ZM16 30H19V29H16ZM20 30H21V28H20ZM23 30H22V34L24 35V32H23ZM33 30V29H32ZM31 30V31H32ZM39 30H40V28H39ZM99 30V29H98ZM105 30V29H104ZM126 30V29H125ZM209 30V29H208ZM210 30H211V28H210ZM230 30V29H229ZM8 31L6 30V32L8 33ZM27 32H28V30H26ZM73 31V30H72ZM102 31V30H101ZM113 31V30H112ZM112 31H110V32H112ZM117 31V30H116ZM195 31V30H194ZM199 31V30H198ZM204 31V30H203ZM203 31H201V32H203ZM217 31H219V29L217 30ZM217 31H216V34H217ZM221 32H222V30H220ZM219 31V32H220ZM227 31V30H226ZM255 31V30H254ZM256 31H257V29H256ZM261 31V30H260ZM0 32V33H1ZM5 32V33H6ZM26 32V33H27ZM33 32V31H32ZM102 32H104V31H102ZM118 32V31H117ZM155 32V31H154ZM162 32V31H161ZM192 32V31H191ZM205 32V31H204ZM209 32V31H208ZM224 32V31H223ZM232 32V31H231ZM230 32V33H231ZM263 32V31H262ZM7 33H6V35H7ZM25 33V34H26ZM30 33V32H29ZM28 33V34H29ZM37 33H38V35H37ZM97 33H99V31H97ZM115 33V32H114ZM120 33H121V31H120ZM139 33V32H138ZM150 33V32H149ZM157 33V32H156ZM194 33V32H193ZM196 34H197V32H195ZM206 33V32H205ZM254 33V32H253ZM18 34H20V32L18 33ZM31 34V33H30ZM103 34V33H102ZM105 34V33H104ZM107 34V33H106ZM135 33H133V34H131V35H134ZM137 34V33H136ZM136 34H135V36H133V37H136L137 38V36H136ZM155 33H153V31H152V35H154ZM190 34V33H189ZM234 34V33H233ZM256 34V33H255ZM4 35V34H3ZM11 35V34H10ZM70 35V34H69ZM112 35H113V33H112ZM117 35V34H116ZM120 35H122V34H120ZM129 35H130V33H129ZM142 35V34H141ZM141 35H140V39H142V37H141ZM144 35V34H143ZM146 35H147V33H146ZM151 35V34H150ZM206 35V34H205ZM209 35H210V33H209ZM219 35V34H218ZM13 36V35H12ZM19 36V35H18ZM20 36H21V34H20ZM19 36V37H20ZM74 36V35H73ZM110 36V35H109ZM108 36V37H109ZM159 36V35H158ZM162 36V35H161ZM199 36V35H198ZM220 36V35H219ZM222 36V35H221ZM227 37H228V35H226ZM2 37H4V36H2ZM2 37H0L1 39H2ZM9 37V36H8ZM7 37V38H8ZM72 37V36H71ZM101 37V36H100ZM103 37V36H102ZM107 37V38H108ZM122 37V36H121ZM149 37H154V36H144V38H146V39H149ZM191 37V36H190ZM203 37H205L204 36V34H203ZM206 37H208V36H206ZM229 37H232L231 35L229 36ZM228 37V38H229ZM74 38V37H73ZM94 38V37H93ZM106 38V37H105ZM110 38V37H109ZM131 38V37H130ZM139 38V37H138ZM143 38V39H144ZM154 38H156V37H154ZM159 38H160V36H159ZM162 38V37H161ZM192 38H193V36H192ZM233 38V37H232ZM104 39V38H103ZM113 40H114V38H112ZM122 39V38H121ZM126 39V38H125ZM125 39H123V40H125ZM133 39V38H132ZM189 39V38H188ZM199 39V38H198ZM197 39V40H198ZM220 39V38H219ZM222 39H223V37H222ZM2 40H4V39H2ZM1 40V42H3ZM9 40H11V39H9ZM12 40H13V38H12ZM11 40V41H12ZM74 40V39H73ZM99 40H100V38H99ZM112 40V41H113ZM122 40V41H123ZM136 40V39H135ZM150 40V39H149ZM182 40V39H181ZM187 40V38L185 39V41ZM190 40V39H189ZM215 40H217V39H215ZM4 41H6V40H4ZM10 41V42H11ZM14 41V40H13ZM104 41V40H103ZM102 40H101V42H103ZM138 41V40H137ZM137 41H135V43L136 44H139ZM140 41V40H139ZM142 41V40H141ZM161 41V40H160ZM191 41H192V39H191ZM196 41V40H195ZM200 41H202V40H200ZM231 41H232V39H231ZM230 41V42H231ZM7 42H9V41H7ZM15 42V41H14ZM13 42V43H14ZM97 42V41H96ZM120 42H121V40H120ZM125 42V41H124ZM123 42V43H124ZM128 42H130V41H128ZM144 42H146L145 41V39H144ZM150 42V41H149ZM155 42V41H154ZM154 42H153V44H154ZM182 42H184V41H182ZM226 42V41H225ZM264 42V41H263ZM12 43V42H11ZM8 44V45H13V44ZM15 43H18L17 41L15 42ZM20 43V42H19ZM70 43V42H69ZM77 43H78V41H77ZM94 43H95V41H94ZM104 43V42H103ZM113 43V42H112ZM115 43H116V41H115ZM127 43V42H126ZM131 43V42H130ZM159 43H161V42H159ZM185 43V42H184ZM195 43H197V42H195ZM234 43V42H233ZM4 44H6V43H4ZM100 44H102V43H100ZM141 44V43H140ZM152 44V45H153ZM156 44V43H155ZM154 44V45H155ZM182 44V43H181ZM188 43H186V45H187ZM193 44V43H192ZM192 44H191V46H192ZM202 44V43H201ZM230 44V43H229ZM236 43H234L233 45H235ZM256 44V43H255ZM259 44V43H258ZM264 44V43H263ZM7 45V44H6ZM20 45V44H19ZM18 45V46H19ZM96 45V44H95ZM103 45V44H102ZM106 45H108V44H106ZM109 45H110V43H109ZM131 45V44H130ZM132 45H134V40H132ZM131 45V46H132ZM146 45V44H145ZM165 45H169V44H165ZM200 45V44H199ZM198 45V46H199ZM215 45H216V43H215ZM213 46V47H216V46ZM17 46V47H18ZM71 46V45H70ZM129 46V45H128ZM130 46V47H131ZM161 46V45H160ZM170 46V45H169ZM184 46H185V44H184ZM221 46V45H220ZM232 46V45H231ZM12 47V46H11ZM13 47H15L16 48V46L14 45ZM20 47V46H19ZM95 47H97V46H95ZM99 47V46H98ZM113 47V46H112ZM133 47V46H132ZM135 48L136 47H138V45H135L134 46ZM143 48H141L142 50H141V52L142 51H144L145 53L147 52V51H149L150 52V44L148 45V47L146 46V47H144V46H142ZM163 47V46H162ZM166 47V46H165ZM190 47V46H189ZM193 47H195V46H193ZM232 47H235V46H232ZM231 47V48H232ZM239 47H240V45H239ZM258 47V46H257ZM264 47V46H263ZM262 47V48H263ZM66 48V47H65ZM105 48V47H104ZM107 48H109V47H107ZM111 48V47H110ZM153 48V47H152ZM157 48H159V47H157ZM167 48V47H166ZM169 48V47H168ZM209 48V47H208ZM216 48H220V47H216ZM255 48V47H254ZM258 48H260V47H258ZM3 49V48H2ZM1 49V50H2ZM11 49V48H10ZM13 49V48H12ZM99 50H100V47L98 48ZM103 49V48H102ZM106 49V48H105ZM128 49H131V48H129L128 47ZM139 49V48H138ZM138 49H136L137 51H138ZM185 49H186V46H185ZM193 49H195V48H193ZM197 49V48H196ZM206 49V48H205ZM212 49V48H211ZM210 49V50H211ZM214 49V48H213ZM226 49H227V47H226ZM225 49V50H226ZM229 49V48H228ZM227 49V50H228ZM256 49V48H255ZM264 49V48H263ZM66 50V49H65ZM111 50V49H110ZM134 50V49H133ZM168 50V49H167ZM171 50V49H170ZM201 50V49H200ZM199 50V51H200ZM204 49H202V51H203ZM209 50V51H210ZM224 50V49H223ZM258 50V49H257ZM3 51V50H2ZM153 51V50H152ZM157 51V50H156ZM186 51V50H185ZM198 51V50H197ZM262 51V50H261ZM160 52V51H159ZM169 52V51H168ZM167 52V53H168ZM182 52V51H181ZM188 52V51H187ZM195 52H196V50H195ZM211 53H212V51H210ZM222 52V51H221ZM220 52V53H221ZM258 52H259V50H258ZM134 53H135V51H134ZM143 53V52H142ZM183 53V52H182ZM205 53V52H204ZM208 53L209 52H207L206 53V57H207V55H208ZM231 53V52H230ZM254 53V52H253ZM136 54V53H135ZM134 54V55H135ZM138 54V53H137ZM148 54H150V53H148ZM153 54V53H152ZM156 55H157V53H155ZM154 54V55H155ZM183 54H185V53H183ZM196 54H197V52H196ZM224 54V53H223ZM222 54V55H223ZM228 54H229V52H228ZM54 55V54H53ZM146 55V54H145ZM189 55V54H188ZM225 55V54H224ZM231 56L233 55V54H230ZM242 55V54H241ZM255 55H256V53H255ZM259 55V54H258ZM264 55V54H263ZM2 56V55H1ZM48 56V55H47ZM50 56H51V54H50ZM147 56V55H146ZM148 56H150V55H148ZM153 56V55H152ZM181 56V55H180ZM199 56V55H198ZM201 56V55H200ZM199 56V57H200ZM244 56H246V54L244 55ZM249 56V55H248ZM261 56H262V54H261ZM39 57H38V59H39ZM53 57V56H52ZM140 57H141V55H140ZM143 57V56H142ZM141 57V59H143ZM155 57V56H154ZM188 57H190V56H188ZM194 57V56H193ZM204 57V56H203ZM209 57V56H208ZM224 57H227V55L226 56H224ZM263 57V56H262ZM2 58V57H1ZM44 58V57H43ZM50 58V57H49ZM48 58V60H50ZM132 58V57H131ZM134 58H136V57H133V59ZM139 58V57H138ZM138 58H136L137 60H140V59H138ZM156 58V57H155ZM180 58H182V57H179V59ZM185 58V57H184ZM184 58H183V61H184ZM187 58V57H186ZM201 58V57H200ZM245 58V57H244ZM249 58V57H248ZM3 59V58H2ZM45 59V58H44ZM43 59V60H44ZM53 59V58H52ZM87 59H88V61H87ZM157 59V58H156ZM155 59V60H156ZM204 59V58H203ZM237 59V58H236ZM240 59V58H239ZM246 59H247V57H246ZM256 59H258V58H256ZM260 59V58H259ZM262 59V58H261ZM260 59V60H261ZM6 60V59H5ZM4 59H3V61H5ZM32 60V59H31ZM30 60V61H31ZM47 60V61H48ZM54 60V59H53ZM105 60H108V62H107V64H103V62H105ZM136 60V62H139V61H137ZM149 60V59H148ZM152 60V59H151ZM154 60V59H153ZM187 60V59H186ZM209 60V59H208ZM0 61H2V60H0ZM2 61V62H3ZM29 61V60H28ZM134 61V60H133ZM150 61V60H149ZM158 61V60H157ZM182 61V60H181ZM206 61V60H205ZM238 61V60H237ZM37 62V61H36ZM40 62H41V60H40ZM39 62V63H40ZM45 62H46V60H45ZM50 62V61H49ZM68 62V61H67ZM141 62V61H140ZM144 62V61H143ZM186 62V61H185ZM190 62V61H189ZM250 62V61H249ZM261 62V61H260ZM29 63H31V62H29ZM34 63V62H33ZM42 63V62H41ZM40 63V64H41ZM47 63V62H46ZM134 65H135V63L134 62H132ZM131 63V64H132ZM155 63V62H154ZM182 63V62H181ZM184 63V62H183ZM188 63V62H187ZM244 63V62H243ZM246 63V62H245ZM248 63V62H247ZM254 63V62H253ZM0 64H1V62H0ZM44 64V63H43ZM51 65H52V62L50 63ZM122 64V63H121ZM123 64H125L124 62H123ZM132 64V65H133ZM136 64H138V63H136ZM145 64V63H144ZM143 64V65H144ZM148 64V63H147ZM150 64V63H149ZM158 64V63H157ZM239 64V63H238ZM237 63H236V65H238ZM255 64V63H254ZM3 65V64H2ZM8 65V64H7ZM140 65V64H139ZM141 65H142V63H141ZM140 65V66H141ZM142 65V66H143ZM181 65V64H180ZM183 66H184V64H182ZM241 65H243V64H241ZM240 65V66H241ZM26 66V65H25ZM37 66H38V64H37ZM68 66V65H67ZM125 66H127V65H125ZM247 66V65H246ZM246 66H244V67H246ZM253 66V65H252ZM252 66H250V64H249V67H252ZM258 66V65H257ZM2 67V66H1ZM4 67V66H3ZM2 67V68H3ZM5 67H6V65H5ZM23 67V66H22ZM29 67V66H28ZM39 67V66H38ZM120 67V66H119ZM118 67V68H119ZM123 67V66H122ZM128 67V66H127ZM175 67H177V66H175ZM180 67V66H179ZM179 67H177V68H179ZM237 67V66H236ZM11 68V67H10ZM34 68V67H33ZM41 68H43V67H41ZM44 68H48V67H44ZM134 68V67H133ZM137 68V67H136ZM240 68H242V67H240ZM262 68V67H261ZM1 69V68H0ZM4 70H5V68H3ZM2 69V70H3ZM121 69V68H120ZM135 69V68H134ZM139 69V68H138ZM252 69V68H251ZM2 70L0 71L2 74H3V72H2ZM21 70H22V68H21ZM20 70V74L22 73V71ZM40 70V69H39ZM66 70H67V68H66ZM124 70H125V68H124ZM130 70V69H129ZM141 70V69H140ZM178 70V69H177ZM176 70V71H177ZM260 70H263V68L262 69H260ZM9 71V70H8ZM28 71V70H27ZM32 71V70H31ZM119 71V70H118ZM133 71V70H132ZM172 71V70H171ZM236 71H237V68H236ZM250 71V70H249ZM254 71H255V69H254ZM259 70L258 69H256V73L258 72ZM123 72V71H122ZM260 72V71H259ZM258 72V73H259ZM264 71H262L261 73H263ZM41 73H42V71H41ZM135 73V72H134ZM133 73V74H134ZM168 73V72H167ZM170 73V72H169ZM172 73V72H171ZM170 73V74H171ZM174 73V72H173ZM225 73V72H224ZM242 73V72H241ZM253 73L254 72H252L251 74L253 75ZM258 73L257 74H255L256 76L258 75ZM260 73V74H261ZM5 74V73H4ZM6 74H7V71H6ZM15 74V73H14ZM13 74V75H14ZM24 74V73H23ZM64 74V73H63ZM67 74V73H66ZM101 74V73H100ZM123 74V73H122ZM128 74H129V72H128ZM149 74V73H148ZM207 74V73H206ZM212 73H210V75H211ZM240 74V73H239ZM243 74V73H242ZM250 74V73H249ZM9 75H10V73H9ZM12 74H11V76H10V79H13L14 77H15V75L13 76ZM27 75H29V74H27ZM36 75V74H35ZM121 75V74H120ZM143 75V74H142ZM150 75V74H149ZM148 75V76H149ZM208 75H209V73H208ZM236 75V74H235ZM264 75V74H263ZM3 76V75H2ZM1 76V77H2ZM13 76V78H11ZM38 76H40V75H38ZM100 76V75H99ZM116 76V75H115ZM134 76V75H133ZM175 76V75H174ZM203 76V75H202ZM217 76V75H216ZM228 76V75H227ZM243 76V75H242ZM244 76H247V75H245V73H244ZM254 76V75H253ZM256 76H254V77H256ZM20 77H22V76H19V79H20ZM25 78H26V75L24 76ZM98 77V76H97ZM113 77H114V75H113ZM112 77V78H113ZM122 77V76H121ZM139 77V76H138ZM141 77V76H140ZM146 77V76H145ZM144 77V78H145ZM152 77V76H151ZM167 77V76H166ZM168 77H170V76H168ZM167 77V78H168ZM204 77V76H203ZM206 77V76H205ZM258 77H260V76H258ZM34 78V77H33ZM32 78V79H33ZM37 78V77H36ZM61 78V77H60ZM101 78V77H100ZM115 78H117V77H115ZM127 78V77H126ZM129 78V77H128ZM149 78H150V76H149ZM148 78V79H149ZM171 78V77H170ZM172 78H173V76H172ZM171 78V79H172ZM201 78V77H200ZM211 78H215V77H211ZM234 78V77H233ZM247 78V77H246ZM3 78H1V80H2ZM7 78H5L4 80H6ZM9 79V78H8ZM7 79V80H8ZM9 79V80H10ZM18 79V80H19ZM27 79V78H26ZM26 79H24V80H26ZM31 79V80H32ZM38 79V78H37ZM107 79V78H106ZM122 79V78H121ZM130 79H132V78H130ZM137 79V78H136ZM140 79V78H139ZM148 79H147V82L146 83H148L149 81H148ZM152 79V78H151ZM216 79V78H215ZM218 79V78H217ZM231 79V78H230ZM238 79H240V78H238ZM254 79V78H253ZM261 79V78H260ZM0 80V81H1ZM4 80H3V82H4ZM21 80V79H20ZM39 80V79H38ZM55 79H53V81H54ZM59 79H57V81H58ZM62 80V79H61ZM100 80V79H99ZM108 80V79H107ZM118 80H119V78H118ZM123 80V79H122ZM133 80V79H132ZM142 81H140V82H137V84H144L145 83V81L143 80V79H141ZM174 80V79H173ZM176 80V79H175ZM179 80V79H178ZM177 80V81H178ZM187 80V79H186ZM233 80V79H232ZM236 80V79H235ZM244 80V79H243ZM12 81H14V80H12ZM17 81V80H16ZM33 81V80H32ZM35 81V80H34ZM60 81V80H59ZM97 81H98V79H97ZM96 81V82H97ZM111 81H113V79H111ZM125 81V80H124ZM126 81H128V79H126ZM131 81V80H130ZM130 81H128V82H130ZM136 81V80H135ZM152 81V80H151ZM166 81V80H165ZM172 81V80H171ZM181 81H183V80H181ZM188 81V80H187ZM192 81V80H191ZM190 81V82H191ZM215 81H217L218 82V80H215ZM214 81V82H215ZM226 81V80H225ZM238 81V80H237ZM237 81H235V82H237ZM240 81H242V79L240 80ZM6 82V81H5ZM19 82V81H18ZM18 82H15V83H18ZM31 82V81H30ZM55 82V81H54ZM53 82V83H54ZM104 82V81H103ZM105 82H107V81H105ZM115 82V81H114ZM119 82V81H118ZM173 82V81H172ZM175 82V81H174ZM189 82V83H190ZM195 82V81H194ZM194 82H192V83H194ZM227 82H228V80H227ZM232 82V81H231ZM8 83V82H7ZM13 83V82H12ZM58 83V82H57ZM98 83V82H97ZM96 83V84H97ZM110 83V82H109ZM126 83V82H125ZM124 83V84H125ZM145 83V84H146ZM151 83V82H150ZM163 83H165V82H163ZM170 84H171V82H169ZM177 83H179V82H177ZM211 83H213V82H211ZM225 83V82H224ZM239 83V82H238ZM3 84V83H2ZM9 84V83H8ZM7 84V85H8ZM102 84V83H101ZM100 84V85H101ZM106 84V83H105ZM166 84V83H165ZM174 84V83H173ZM183 84V83H182ZM237 84V83H236ZM1 85V84H0ZM4 85V84H3ZM27 85H31V84H27ZM26 85V86H27ZM37 85H38V83H37ZM122 85H123V83H122ZM131 85V84H130ZM133 85H134V82H133ZM149 85V84H148ZM147 85V86H148ZM162 85H164V84H162ZM174 85H176V84H174ZM180 85V84H179ZM215 85V84H214ZM225 85V84H224ZM227 85V84H226ZM228 85H229V83H228ZM227 85V86H228ZM233 85V84H232ZM17 86V85H16ZM16 86H14V87H16ZM20 86V85H19ZM22 86V85H21ZM35 86V85H34ZM55 86V85H54ZM108 86V85H107ZM118 86V85H117ZM127 86V85H126ZM135 86V85H134ZM165 86V85H164ZM164 86H162V88L164 87ZM168 86V85H167ZM166 86V87H167ZM185 86V85H184ZM194 86V85H193ZM209 86H210V84H209ZM234 86V85H233ZM0 87H2V86H0ZM5 87V86H4ZM11 87H12V85H11ZM36 87V86H35ZM35 87H34V89H35ZM97 87V86H96ZM95 87V88H96ZM102 87H103V85H102ZM114 87H115V85H114ZM122 87H124V86H122ZM122 87H120V88H122ZM129 87H131V86H129ZM141 87V86H140ZM173 87V86H172ZM216 87V86H215ZM3 88V87H2ZM7 88V87H6ZM13 88V87H12ZM19 88H21V87H19ZM18 88V89H19ZM30 88V87H29ZM32 88V87H31ZM38 88H39V86H38ZM49 88H51V87H49ZM53 88V87H52ZM51 88V89H52ZM85 86L84 85H82V84H80V82L78 83V82H74V81H72V82H70V81H68L66 78H64L56 87H55V89H54V91H55V94H54V96L52 97V98H50V100H49V102L47 103V105H48V107L47 108H45L44 106H46V105H44V106H41L40 107V105H39V103H38V105H37V107H36V109H38L34 114H32L33 112H29L28 113V111H30L29 109H30V107L32 108V105L34 104V101H36V98H37V96H36V94L37 93H35V94H33V96L31 97V98H28L22 105H21V107H22V109H24L25 110V112H24V115L22 116V119L19 121V120H17V119H15V117H16V114H14L13 112V114H11V115H7L6 113H5V111H6V108H5V111L3 112V111H0V118H6L7 119V117H8V120L9 121H13V120H15L14 121V123L12 122V124H10V127H8V122H6L5 123V121L3 122L4 124H0V140L2 141L1 143H0V146L2 145V143L3 142H5V141H7L10 137H11V135H12V133H14L18 128H20L21 126H22V124L24 123V122H26V125H24L25 127L23 128V129H19V130H17V135L14 137V138H12L11 140H10V145H7V146H3L1 149H0V158H1V156H2V154H10V155H14V154H17V153H19V152H22L23 150H25V147H27V146H29L31 143L33 144V142H36V139H37V132L40 130V129H49V126H50V124H52L51 123V118L53 117H51L50 115H49V112H48V110H52L53 108H54V106L52 105V100H54V99H57L58 100V102L61 104L62 103V100H63V98L64 97H69V96H74L75 94H77V93H81V95H82V100H80V101H77L76 99V101H77V103H75V101L73 102V103H75L76 105H78V107L77 108H79L80 110L78 111V113L80 114L81 113V115L82 114H87V115H89V118L84 122V128H87V127H92L95 123H98L97 121H96V116H97V114L96 113H98V112H96V111H94L93 109H92V107H93V105L95 104V103H93L92 101H91V97H90V94H88V92L87 91H85ZM104 88V87H103ZM116 88V87H115ZM125 88V87H124ZM143 88V87H142ZM171 88V87H170ZM169 88V89H170ZM189 88V87H188ZM210 88V87H209ZM218 88V87H217ZM230 88V87H229ZM7 89H9V88H7ZM17 89V88H16ZM27 89V88H26ZM50 89V90H51ZM172 89V88H171ZM186 89H187V87H186ZM185 89V90H186ZM1 90V89H0ZM21 90V89H20ZM24 89H22V91H23ZM32 90H33V88H32ZM42 90V89H41ZM110 90V89H109ZM119 90V89H118ZM118 90H117V92H118ZM121 90V89H120ZM127 89L125 88V90H121V91H119V93L120 94H117L118 96L117 97H115V100L113 101V102H111L110 101V103H113L112 105V108H113V112L114 111H116L117 109H118V106H121L120 104H121V101L119 100V98L121 97L122 98V96H124L126 93H128V90L130 91V89H128L127 91H126ZM166 90H167V88H166ZM178 90V89H177ZM180 90V89H179ZM184 90V91H185ZM188 90V89H187ZM215 90V89H214ZM26 91V90H25ZM36 91H38L37 90V88H36ZM47 91V90H46ZM98 91V90H97ZM114 91V90H113ZM131 91H133V89H131ZM130 91V92H131ZM165 91V90H164ZM183 91V90H182ZM0 92H2V91H0ZM13 92V91H12ZM16 92V91H15ZM19 92V91H18ZM17 92V93H18ZM167 92V91H166ZM170 92H171V90H170ZM179 92V91H178ZM180 92H181V90H180ZM2 93H4V92H2ZM14 93V92H13ZM23 93H24V91H23ZM23 93L21 92V95H23ZM29 93V92H28ZM45 93V92H44ZM110 93H111V91H110ZM116 93V92H115ZM139 93V92H138ZM137 93V94H138ZM141 93V92H140ZM148 93V92H147ZM169 93V92H168ZM5 94H7V93H5ZM5 94H1L0 93V95L2 96V95H5ZM15 94V93H14ZM38 94H40V93H38ZM133 94V93H132ZM144 95H145V93H143ZM143 94H141V95H143ZM176 94V93H175ZM174 94V95H175ZM179 94V93H178ZM16 95H18V94H16ZM15 95V96H16ZM24 95H25V93H24ZM26 95H27V93H26ZM80 95V96H81ZM135 95H136V93H135ZM139 95V94H138ZM147 95V94H146ZM166 95V94H165ZM173 95V96H174ZM11 96V95H10ZM76 96H78V95H76ZM112 96H114V94H112ZM131 97H132V95H130ZM140 96V95H139ZM139 96H137L138 98H139ZM153 96V95H152ZM172 96V95H171ZM173 96H172V98L171 97H169V98H171L172 100L171 101H173ZM176 96V95H175ZM179 96V95H178ZM181 96V95H180ZM179 96V97H180ZM184 96V95H183ZM17 97V96H16ZM20 97V96H19ZM26 97V96H25ZM29 97H30V94H29ZM129 96H127V98H128ZM140 97H143L144 98V96H140ZM146 97V96H145ZM148 97V96H147ZM146 97V98H147ZM166 97H168V96H166ZM165 97V98H166ZM11 97H9V99H10ZM73 98V97H72ZM71 98V99H72ZM100 98H102V97H100ZM120 98V99H121ZM124 98V97H123ZM126 98V99H127ZM134 98H136V97H134ZM134 98H132V99H134ZM149 98H151V96L149 97ZM153 98H155V97H153ZM177 98V97H176ZM181 98V97H180ZM23 99V98H22ZM66 99V98H65ZM104 99V98H103ZM103 99H100L101 100V103H103ZM107 99V98H106ZM111 99V98H110ZM114 98H112V100H113ZM127 100V101H133V100ZM137 99V98H136ZM168 99V98H167ZM183 99V98H182ZM181 99V100H182ZM258 99V98H257ZM261 99V98H260ZM6 100H8L7 98H6ZM6 100H4V101H6ZM13 101L15 100V99H12ZM68 100V99H67ZM73 100H74V98H73ZM98 100H99V98H98ZM140 100V99H139ZM144 100H146V99H144ZM143 100V101H144ZM169 100V99H168ZM180 100V101H181ZM264 100V99H263ZM4 101H1L0 100V103L1 102H4ZM15 101H17V100H15ZM37 101H39V100H37ZM134 101H136V100H134ZM138 101V100H137ZM147 101V100H146ZM145 101V102H146ZM149 101V100H148ZM166 101V100H165ZM177 101V100H176ZM179 101V100H178ZM179 101V102H180ZM21 101H19V103H20ZM69 102V101H68ZM108 102H109V99H108ZM125 102V101H124ZM152 102V101H151ZM154 102V101H153ZM152 102V103H153ZM168 102V101H167ZM170 102V101H169ZM174 102V101H173ZM8 103H10V102H8ZM8 103H7V105H8ZM12 103V102H11ZM17 103V102H16ZM19 103H17V104H19ZM55 103H57V102H55ZM65 103V102H64ZM71 103V102H70ZM70 103H69V105H70ZM100 103V102H99ZM123 103V102H122ZM129 103V102H128ZM138 103H140V102H137L136 103V105L138 104ZM143 103V102H142ZM147 103V102H146ZM150 103V102H149ZM262 103V102H261ZM36 104H37V102H36ZM74 104V105H75ZM105 104V103H104ZM124 105H125V103H123ZM127 104V103H126ZM131 104V103H130ZM148 104V103H147ZM4 105H5V102H4ZM13 105H15V104H13ZM55 105H57V104H55ZM59 105V104H58ZM63 105V104H62ZM65 105V104H64ZM75 105V106H76ZM102 105V104H101ZM132 105H133V103H132ZM131 105V106H132ZM139 105V104H138ZM207 105H208V102H207ZM9 106V105H8ZM7 106V107H8ZM11 106H12V104H11ZM60 106V105H59ZM75 106H73V107H75ZM128 106V105H127ZM182 106V105H181ZM4 107V106H3ZM17 107V106H16ZM56 107V106H55ZM58 107V106H57ZM63 107V106H62ZM61 107V108H62ZM66 107V106H65ZM72 107V108H73ZM183 107V106H182ZM13 108V107H12ZM33 108H35V106H33ZM61 108H60V110H61ZM68 108H69V106H68ZM68 108H67V110H68ZM70 108H71V106H70ZM123 108V107H122ZM134 108V107H133ZM140 108V107H139ZM142 108V107H141ZM181 109V108H180ZM0 110H3V108H0ZM126 110H127V108H126ZM135 110H136V108H135ZM8 111V110H7ZM12 111V110H11ZM10 111V112H11ZM32 111V110H31ZM35 111V110H34ZM54 111V110H53ZM62 111H63V108H62ZM109 111V110H108ZM112 111V110H111ZM123 111V110H122ZM138 111V110H137ZM136 111V113H139V111L137 112ZM263 111V110H262ZM73 112V111H72ZM75 112V111H74ZM119 112V111H118ZM140 112H142V111H140ZM240 112H242L241 110H240ZM17 113V112H16ZM52 113V112H51ZM57 113V112H56ZM69 112L67 111V114H68ZM77 113V114H78ZM103 113H104V115H105V118H107V117H109L110 116V113H108L105 109H103ZM116 114H117V112H115ZM126 113H128V112H126ZM236 113H237V110H236ZM261 113V112H260ZM53 114V113H52ZM55 114V113H54ZM58 114H60L59 113V110H58ZM65 114V113H64ZM67 114H65V116L67 115ZM113 114V113H112ZM120 114V113H119ZM146 114V113H145ZM239 114H241V113H239ZM264 114V113H263ZM62 115H63V113H62ZM73 115L75 116V114L73 113ZM122 115V114H121ZM69 117H70V115H68ZM80 116V115H79ZM263 116V115H262ZM57 117H58V115H57ZM67 117V116H66ZM66 117H63V118H66ZM73 117V116H72ZM88 117V116H87ZM116 117V116H115ZM146 117H148V116H146ZM17 118V117H16ZM55 118V117H54ZM59 118V117H58ZM57 118V119H58ZM62 118V117H61ZM77 118V117H76ZM75 118V119H76ZM83 118V117H82ZM81 118V119H82ZM262 118V117H261ZM260 118V120H262ZM115 119H117V118H115ZM148 119V118H147ZM99 120V119H98ZM114 120V119H113ZM118 120V119H117ZM117 120H116V122H117ZM44 121V122H43ZM61 121V120H60ZM64 121V120H63ZM63 121H61V122H63ZM68 121H69V119H68ZM71 121V120H70ZM74 121V120H73ZM108 121V120H107ZM251 121V120H250ZM253 121V120H252ZM1 122V121H0ZM65 122H67V121H65ZM54 123V122H53ZM57 123V122H56ZM68 123V122H67ZM76 123V122H75ZM105 123H107V122H105ZM251 123V122H250ZM255 123V122H254ZM77 124V123H76ZM75 124V125H76ZM99 124V123H98ZM97 124V125H98ZM120 124V123H119ZM118 124V125H119ZM53 125V124H52ZM56 125V124H55ZM59 125H63V124H59ZM65 125V124H64ZM110 125V124H109ZM115 125H117L116 123L115 124H113L112 125V128H113V132L114 133H116V135H118L119 134V132H121V131H119V128L118 127H116ZM56 126H58V125H56ZM68 126V125H67ZM51 127V126H50ZM59 127V126H58ZM64 128L66 127V126H63ZM152 127V126H151ZM254 127H255V124H254ZM54 128V127H53ZM56 128V127H55ZM89 128V129H90ZM98 128V127H97ZM111 128V127H110ZM147 128V127H146ZM253 128V127H252ZM94 129V128H93ZM101 129V128H100ZM243 129V128H242ZM241 129V130H242ZM65 130H67V129H65ZM80 130H82V129H80ZM112 130V129H111ZM146 130V129H145ZM247 130V129H246ZM246 130H245V132H246ZM44 131H46V130H44ZM52 131H54V130H51V132ZM92 131H94V130H92ZM92 131L90 132V130H89V132L90 133H92ZM147 131H148V128H147ZM71 132V131H70ZM83 132V131H82ZM97 132V131H96ZM123 132V131H122ZM130 132V131H129ZM131 132H134V130L132 131L131 130ZM130 132V133H131ZM243 132V131H242ZM244 132V133H245ZM40 133V132H39ZM45 133V132H44ZM48 133V132H47ZM46 133V134H47ZM56 133V132H55ZM54 133V134H55ZM77 133V132H76ZM100 133V132H99ZM111 133H112V131H111ZM150 133V132H149ZM148 133V134H149ZM40 134H42V133H40ZM49 134V133H48ZM63 134V133H62ZM65 134H66V132H65ZM74 134V133H73ZM83 134V133H82ZM94 134H95V131H94ZM101 134V133H100ZM127 134V133H126ZM14 135V134H13ZM72 135V134H71ZM76 135V134H75ZM75 135H72V136H75ZM96 135V134H95ZM132 135V134H131ZM130 135V136H131ZM150 135H152V134H150ZM211 135V134H210ZM56 136V135H55ZM55 136L53 135V137L55 138ZM61 136V135H60ZM65 137H66V135H64ZM79 136V135H78ZM82 136V135H81ZM83 136H86V135H83ZM88 136V135H87ZM97 136V135H96ZM99 136V135H98ZM104 136V135H103ZM121 136H122V133H121ZM127 136V135H126ZM125 136V137H126ZM154 136H156V135H154ZM47 137H49V136H47ZM114 137V136H113ZM160 137V136H159ZM158 137V139L160 140V138ZM206 137H208V136H206ZM214 137V136H213ZM56 138H57V136H56ZM58 138H59V136H58ZM81 138V137H80ZM95 138V137H94ZM101 138V137H100ZM102 138H104V137H102ZM122 138V137H121ZM209 138V137H208ZM53 139V138H52ZM62 139H63V137H62ZM67 139V138H66ZM69 139V138H68ZM71 139H73V138H71ZM76 139V138H75ZM117 139H118V137H117ZM120 139V138H119ZM127 139V138H126ZM219 139V138H218ZM50 140H51V138H50ZM56 140V139H55ZM59 140V139H58ZM83 140V139H82ZM93 140H95V139H93ZM104 140V139H103ZM115 140V139H114ZM128 140V139H127ZM153 140V139H152ZM208 140V139H207ZM213 140V139H212ZM44 141V140H43ZM65 141V140H64ZM68 141V140H67ZM73 141V140H72ZM76 141V140H75ZM91 141V140H90ZM154 141H156V139L154 140ZM225 141H227V139L225 140ZM224 141V142H225ZM47 142H48V140H47ZM81 142V141H80ZM80 142H79V144H80ZM107 142V141H106ZM123 142V141H122ZM147 142V141H146ZM9 143V142H8ZM7 143V144H8ZM38 144L39 143H41L40 141L39 142H37ZM50 143H51V141H50ZM65 143V142H64ZM75 143V142H74ZM95 143V142H94ZM97 143H98V139H97ZM104 142H102V144H103ZM150 143V142H149ZM208 143V142H207ZM215 143V142H214ZM228 143V142H227ZM55 144V143H54ZM67 144H69V142L67 143ZM77 144V143H76ZM76 144H75V146H76ZM96 144V143H95ZM94 144V145H95ZM107 144V143H106ZM121 144V143H120ZM43 145H44V143H43ZM45 145H47V143L45 144ZM73 145V144H72ZM90 145H92L91 143H90ZM98 145H99V143L97 144V147H98ZM134 145V144H133ZM135 145H137V144H135ZM141 145V144H140ZM145 145H146V143H145ZM208 145V144H207ZM214 145V144H213ZM216 145V144H215ZM224 145H226L225 143H224ZM31 146H33V145H31ZM65 146H66V143H65ZM71 146V145H70ZM106 146H108V145H106ZM143 146V145H142ZM141 146V147H142ZM153 146H154V144H153ZM36 146H34V148H35ZM37 147H38V145H37ZM42 147V146H41ZM63 147V146H62ZM67 147H69V145L68 146H66V149H67ZM72 147V146H71ZM90 148H91V146H89ZM88 147V148H89ZM92 147H93V145H92ZM96 147V146H95ZM102 147V146H101ZM104 147V146H103ZM110 147V146H109ZM136 147V146H135ZM218 147V146H217ZM223 147V146H222ZM260 147V146H259ZM43 148V147H42ZM65 147H63V149H64ZM100 148V147H99ZM137 148V147H136ZM135 148V149H136ZM143 148V147H142ZM152 148V147H151ZM235 148H237L236 146H235ZM36 149V148H35ZM62 149V151L64 152V150ZM71 149V148H70ZM91 149H93V148H91ZM133 149H134V146H133ZM148 149V148H147ZM201 149H202V147H201ZM41 150V149H40ZM90 150V149H89ZM94 150V149H93ZM96 150V149H95ZM94 150V151H95ZM103 150H108V148L107 149H103ZM129 150V149H128ZM139 151H141V148L140 149H138ZM144 150H146V149H144ZM143 150V151H144ZM237 150V149H236ZM235 150V151H236ZM257 150V149H256ZM28 151V150H27ZM35 151V150H34ZM127 151V150H126ZM202 151H204V150H202ZM66 152V151H65ZM87 152H89V151H87ZM86 152V153H87ZM95 152H97V151H95ZM107 153L109 152V151H106ZM129 152H130V150H129ZM134 152V151H133ZM136 152V151H135ZM134 152V153H135ZM197 152V151H196ZM201 152V151H200ZM212 152V151H211ZM239 152V151H238ZM254 152V151H253ZM23 153V152H22ZM21 153V154H22ZM33 153H35V152H33ZM39 152H37L36 154H38ZM91 153V152H90ZM104 153V152H103ZM142 153V152H141ZM141 153H139V154H141ZM252 153V152H251ZM25 154V153H24ZM28 154V153H27ZM82 154V153H81ZM99 154H102V152L101 153H99ZM129 154V153H128ZM150 154H152V153H150ZM154 154V153H153ZM193 154H194V152H193ZM92 155V154H91ZM90 155V156H91ZM98 155V154H97ZM124 155V154H123ZM192 155V154H191ZM196 155H198V154H196ZM254 155V154H253ZM252 155V156H253ZM4 156H6V155H4ZM3 156V157H4ZM8 156V155H7ZM21 156V155H20ZM25 156V155H24ZM27 156V155H26ZM78 156V158L80 159V157H79V155H77ZM85 156V155H84ZM100 156V155H99ZM106 156V153H105V155H104V157ZM136 156H138V155H136ZM152 156V155H151ZM199 156H200V153H199ZM251 156V157H252ZM17 157V156H16ZM19 157V156H18ZM28 157V156H27ZM81 157L83 158V156L81 155ZM134 157V156H133ZM196 157V156H195ZM250 157V158H251ZM255 157H256V155H255ZM14 158V157H13ZM20 158V157H19ZM22 158H25V157H22ZM81 158V159H82ZM91 158V157H90ZM98 158V157H97ZM96 158V159H97ZM101 158V157H100ZM99 158V159H100ZM123 158H124V156H123ZM150 158V157H149ZM198 158V157H197ZM196 158V160H198ZM254 158V157H253ZM30 159V158H29ZM78 159V160H79ZM95 159V160H96ZM98 159V160H99ZM105 159V158H104ZM156 159V158H155ZM19 160V159H18ZM20 160H22V159H20ZM83 160V159H82ZM100 160H102V159H100ZM106 160V159H105ZM104 160V161H105ZM149 160V159H148ZM201 160V159H200ZM2 161V160H1ZM6 161V160H5ZM4 161V162H5ZM12 161V160H11ZM16 161V160H15ZM14 161V162H15ZM30 161V160H29ZM86 161H87V158H86ZM85 161V162H86ZM156 161V160H155ZM9 162H10V160H9ZM25 162H27V160H25ZM31 162V161H30ZM80 162V161H79ZM82 162V161H81ZM98 162V161H97ZM97 162H94V163H96L97 165H98V163ZM106 162V161H105ZM104 162V163H105ZM130 162V161H129ZM133 162H135V161H133ZM143 161H141V163H142ZM6 163V162H5ZM19 163V165H20V162H18ZM84 163V162H83ZM100 163V162H99ZM10 164V163H9ZM8 164V165H9ZM15 164V163H14ZM25 164V163H24ZM29 164V163H28ZM72 165L73 164H75V162L73 163H71ZM80 164V163H79ZM78 164V165H79ZM82 164V163H81ZM81 164H80V166H81ZM102 164V163H101ZM100 164V165H101ZM107 164V163H106ZM105 164V165H106ZM109 164V163H108ZM111 164H113V162L111 163ZM215 164V163H214ZM18 165V164H17ZM25 165H27V164H25ZM68 165V164H67ZM86 164H84V166H85ZM90 165V164H89ZM114 165V164H113ZM129 165H131V164H129ZM135 165V163L133 164V166ZM143 165H145L144 163H143ZM142 165V166H143ZM2 166H3V164H2ZM10 166V165H9ZM74 166V168H75V165H73ZM87 166V165H86ZM138 166V165H137ZM140 166V165H139ZM141 166V167H142ZM163 166V165H162ZM22 167V166H21ZM94 168H95V166H93ZM104 167V165L102 166V168ZM110 167V166H109ZM136 167V166H135ZM145 167V166H144ZM1 168V167H0ZM7 168V167H6ZM5 168V169H6ZM10 168H11V166H10ZM25 168V167H24ZM30 168H32V166H30ZM62 168H64V167H62ZM62 168H61V170H62ZM77 168V167H76ZM101 168V169H102ZM107 168V167H106ZM2 169V168H1ZM80 169V168H79ZM78 169V170H79ZM82 169V168H81ZM84 169V168H83ZM91 169V168H90ZM96 169V168H95ZM98 169V168H97ZM166 169V168H165ZM164 169V170H165ZM12 170V169H11ZM16 170H17V168H16ZM16 170H14V171H16ZM19 170V169H18ZM71 170H73V169H71ZM75 170L76 169H74V173H75ZM92 170V169H91ZM141 170V169H140ZM140 170H136L137 172L138 171H140ZM20 171V170H19ZM18 171V172H19ZM58 171V170H57ZM81 171V170H80ZM83 171V170H82ZM90 171V170H89ZM97 171V170H96ZM99 171H100V169H99ZM142 172L141 173H143V171L144 170H141ZM6 172V171H5ZM11 172H13V171H11ZM17 172V173H18ZM70 172H72V171H70ZM79 172V171H78ZM110 172V171H109ZM164 172V171H163ZM61 173V172H60ZM60 173H59V175H60ZM69 173V172H68ZM74 173H71V174H74ZM80 173V172H79ZM79 173H77V176H78V174ZM93 173V172H92ZM95 173V172H94ZM102 173V172H101ZM161 173H162V169H161ZM5 175H6V173H4ZM4 174H3V176H4ZM9 174V173H8ZM54 174V173H53ZM57 174V173H56ZM62 174V173H61ZM71 174H69L70 176H71ZM76 174V173H75ZM83 174V173H82ZM98 174V173H97ZM97 174H94V175H97ZM135 174V173H134ZM147 174V173H146ZM146 174H144V175H146ZM240 174H242V172L240 173ZM1 175V174H0ZM9 175H11V174H9ZM9 175H7V176H9ZM52 175V174H51ZM58 175V176H59ZM66 175H68V174H66ZM79 175H81V174H79ZM86 175H88V173L86 174ZM85 175V176H86ZM100 175V174H99ZM103 175V174H102ZM102 175H100V176H102ZM137 175H138V173H137ZM142 175V174H141ZM149 175V174H148ZM148 175H146V176H148ZM152 174H150V177H153V176H151ZM160 175V174H159ZM163 175V174H162ZM6 176V177H7ZM15 176H19V175H15ZM91 176V175H90ZM104 176V175H103ZM135 176H136V174H135ZM248 176V175H247ZM246 176V177H247ZM64 177V176H63ZM107 177V176H106ZM141 177V176H140ZM149 177V176H148ZM1 178V177H0ZM12 178H14V176L12 175ZM12 178H5V179H12ZM20 178V177H19ZM48 178H49V180H50V176H48ZM56 178H60V177H56ZM55 178V179H56ZM66 178V177H65ZM87 178V177H86ZM99 178V177H98ZM108 178V177H107ZM112 178V177H111ZM162 178V177H161ZM161 178H160V180H161ZM248 178V177H247ZM16 179V178H15ZM14 179V180H15ZM18 179V178H17ZM16 179V180H17ZM44 179V178H43ZM42 179V180H43ZM69 179V178H68ZM71 179V178H70ZM74 179H75V177H74ZM73 179V180H74ZM84 179V178H83ZM243 179V178H242ZM1 180H4V179H1ZM46 180V179H45ZM52 180V179H51ZM57 180V179H56ZM72 180V179H71ZM76 180V179H75ZM77 180H78V178H77ZM80 180H82V179H80ZM95 180V179H94ZM104 180H105V178H104ZM112 180V179H111ZM111 180H109V181H111ZM5 181V180H4ZM8 181V180H7ZM6 181V182H7ZM11 181V180H10ZM46 181H48V180H46ZM67 180H65V182H66ZM86 181H87V179H86ZM108 181V180H107ZM2 182V181H1ZM1 182H0V184H1ZM6 182H5V184H6ZM14 182V181H13ZM94 182V181H93ZM95 182H96V180H95ZM102 181H100V183H101ZM112 182V181H111ZM238 182H239V180H238ZM249 182V181H248ZM247 182V183H248ZM4 183V182H3ZM15 183V182H14ZM17 183V182H16ZM21 183V182H20ZM41 183V182H40ZM44 183H46L45 181H44ZM44 183H42V184H44ZM48 183V182H47ZM72 183V182H71ZM85 183V182H84ZM5 184H2V185H0V186H2V188H3V186L5 185ZM11 184H13V183H11ZM55 184H56V182H55ZM94 184V183H93ZM92 184V185H93ZM122 184H123V181H122ZM246 184V183H245ZM45 185V184H44ZM50 185H51V182H50ZM52 185H54V184H52ZM63 185V184H62ZM61 185V186H62ZM64 185H65V183H64ZM68 185V184H67ZM72 185V184H71ZM95 185V184H94ZM93 185V186H94ZM96 185H97V183H96ZM106 185V184H105ZM167 185V184H166ZM6 186V185H5ZM5 186H4V188H5ZM8 186V185H7ZM13 186V185H12ZM59 186H60V183H59ZM58 186V187H59ZM60 186V187H61ZM69 186V185H68ZM73 186V185H72ZM77 186V185H76ZM86 186H87V184H86ZM92 186V187H93ZM98 186V185H97ZM103 186H104V184H103ZM110 186V185H109ZM108 186V187H109ZM224 186V185H223ZM239 186H241V185H239ZM245 186V185H244ZM14 187V186H13ZM27 187V186H26ZM37 187V186H36ZM46 187V186H45ZM49 187V186H48ZM63 187H65V186H63ZM71 187V186H70ZM95 187V186H94ZM157 187V186H156ZM159 187H160V185H159ZM166 187V186H165ZM261 188H262V186H260ZM4 188H3V190H4ZM10 188V187H9ZM9 188H7V189H9ZM29 188V187H28ZM28 188H26V189H28ZM33 188V187H32ZM39 188V187H38ZM53 188H55V186L53 187ZM74 187H72L71 189H73ZM103 188V187H102ZM105 188V187H104ZM110 188H112V187H110ZM116 188V187H115ZM118 188H119V186H118ZM123 188V187H122ZM6 189V190H7ZM11 189V188H10ZM31 189V188H30ZM35 189V188H34ZM37 189V188H36ZM36 189H35V191H36ZM40 189V188H39ZM46 189V188H45ZM50 189H51V187H50ZM67 189V188H66ZM75 189V188H74ZM112 189H114V188H112ZM111 189V190H112ZM117 189V188H116ZM157 189V188H156ZM253 189V188H252ZM2 190V189H1ZM43 190V189H42ZM49 189L47 188V191H48ZM61 190V189H60ZM65 190V189H64ZM88 190V189H87ZM91 190V189H90ZM99 190V189H98ZM97 190V191H98ZM102 190V189H101ZM101 190H99L98 192L101 194ZM105 190V189H104ZM104 190H102V192L104 191ZM121 190V189H120ZM10 191V190H9ZM24 191V190H23ZM38 191V190H37ZM51 191V190H50ZM49 191V192H50ZM56 191V190H55ZM116 191V190H115ZM139 191V190H138ZM154 191H155V189H154ZM153 191V192H154ZM164 191V190H163ZM2 192H4V191H1L0 193H2ZM13 192V191H12ZM16 192V191H15ZM15 192H13L14 194H15ZM17 192H19V191H17ZM17 192H16V194L14 195V196H16V195H18L17 194ZM22 192V191H21ZM26 192V191H25ZM30 192V191H29ZM45 192V191H44ZM48 192V193H49ZM64 192H66V191H64ZM64 192H61V193H64ZM73 192V191H72ZM74 192H76V191H74ZM90 192V191H89ZM110 192H112V191H110ZM124 192H127L126 190H124ZM141 192V191H140ZM158 192V191H157ZM246 192V191H245ZM9 193V192H8ZM23 193V192H22ZM53 193V192H52ZM52 193H50V195L52 194ZM66 193H68V192H66ZM108 193V192H107ZM123 193V192H122ZM121 193V194H122ZM145 193H147V192H145ZM151 192H149V194H150ZM257 193V192H256ZM5 194V193H4ZM6 194H7V192H6ZM10 194V193H9ZM25 194V193H24ZM28 194V193H27ZM34 194V193H33ZM56 194V193H55ZM71 194V193H70ZM69 194V195H70ZM77 194V193H76ZM95 194V193H94ZM96 194H97V192H96ZM103 194H104V192H103ZM112 194V193H111ZM116 194V193H115ZM118 194H119V192H118ZM126 194V193H125ZM125 194H123V196L125 195ZM144 194V193H143ZM253 194V193H252ZM20 195H23V194H19V196ZM29 195V194H28ZM36 195V194H35ZM48 195V194H47ZM53 195V194H52ZM61 195V194H60ZM59 195V196H60ZM63 195H65V194H63ZM62 195V196H63ZM91 195V194H90ZM99 195V194H98ZM106 195V194H105ZM112 195H114V194H112ZM117 195V194H116ZM115 195V196H116ZM1 196V195H0ZM4 196H7V195H4ZM11 196H12V194H11ZM29 196H33V195H29ZM67 196H68V194H67ZM66 196V197H67ZM72 196V195H71ZM92 196H94V195H92ZM100 196H103V195H100ZM10 197V196H9ZM36 197V196H35ZM34 197V198H35ZM39 197V196H38ZM49 197V196H48ZM56 197H58L57 196V194H56V196H55V198ZM79 197H80V195H79ZM88 197V196H87ZM107 197H108V195H107ZM110 197V196H109ZM16 198V197H15ZM22 198H24V197H22ZM28 198V197H27ZM26 198V199H27ZM31 198V197H30ZM30 198H29V200H30ZM52 198H54L53 196H52ZM88 198H90V201H91V197H88ZM86 199L87 200V202H88V200L89 199ZM96 198V195H95V197H94V200H98V199H95ZM1 200L3 199V197L2 198H0ZM6 199V198H5ZM9 199V198H8ZM14 199V198H13ZM21 199V198H20ZM44 199H45V197H44ZM50 199V198H49ZM57 199V198H56ZM68 199V198H67ZM106 199H108V198H106ZM110 199V198H109ZM143 199V198H142ZM156 199V198H155ZM171 199V198H170ZM177 199V198H176ZM253 199V198H252ZM254 199H255V197H254ZM264 199V198H263ZM0 200V201H1ZM7 200V199H6ZM34 200V199H33ZM36 200V199H35ZM38 200V199H37ZM64 200V199H63ZM103 200H104V198H103ZM172 200V199H171ZM262 200V199H261ZM3 201H4V199H3ZM9 201V200H8ZM51 201L53 202V200L51 199ZM57 200H55V202H56ZM68 201V200H67ZM78 201V200H77ZM85 201V200H84ZM93 201V200H92ZM101 201V200H100ZM166 201V200H165ZM180 201V200H179ZM255 201V200H254ZM258 201H260V198H259V200ZM11 202V201H10ZM29 202V201H28ZM35 202V201H34ZM37 202H39V201H37ZM65 202V201H64ZM80 202V201H79ZM95 202H98V201H95ZM102 202V201H101ZM151 202V201H150ZM178 202V201H177ZM261 202V201H260ZM45 203V202H44ZM49 203V202H48ZM68 203V202H67ZM66 203V204H67ZM70 203V202H69ZM89 203V202H88ZM99 203V202H98ZM98 203H97V205H98ZM152 203V202H151ZM179 203V202H178ZM4 204V203H3ZM6 204H7V202H6ZM5 204V205H6ZM37 204V203H36ZM35 204V205H36ZM54 204V203H53ZM56 204V203H55ZM76 204V203H75ZM74 204V205H75ZM86 204V203H85ZM93 204V203H92ZM96 204V203H95ZM103 204V203H102ZM116 204V203H115ZM114 204V205H115ZM181 204H184L183 202L181 203ZM41 205V204H40ZM68 205V204H67ZM81 205V204H80ZM90 205V204H89ZM99 205H101V204H99ZM145 205H149V204H145ZM152 205V204H151ZM150 205V206H151ZM179 205V204H178ZM177 205V206H178ZM1 207H2V205H0ZM37 206V205H36ZM43 206H45V204L43 205ZM48 206V205H47ZM61 206V205H60ZM70 206V205H69ZM68 206V207H69ZM92 206V205H91ZM149 206V207H150ZM167 206V205H166ZM173 206V205H172ZM7 207V206H6ZM6 207H5V209H6ZM39 207V206H38ZM38 207H37V209H38ZM72 207H74V206H72ZM86 207H88V206H86ZM93 207V206H92ZM97 207V206H96ZM100 207V206H99ZM152 207V206H151ZM3 208V207H2ZM25 208V207H24ZM30 208V207H29ZM40 208V210H41V207H39ZM51 208H53V207H51ZM65 208H66V206H65ZM70 208V207H69ZM90 208V207H89ZM114 208V207H113ZM166 208V207H165ZM10 209V208H9ZM28 209V208H27ZM63 209V208H62ZM72 209V208H71ZM95 209V208H94ZM93 208H92V210H94ZM97 209V208H96ZM153 209V208H152ZM3 210V209H2ZM19 210V209H18ZM28 210H30V209H28ZM78 210H80V209H78ZM83 210V209H82ZM81 210V211H82ZM134 210H135V208H134ZM133 210V211H134ZM224 210H226V209H224ZM241 210V209H240ZM12 211V210H11ZM20 211V210H19ZM22 211V210H21ZM20 211V212H21ZM63 211V210H62ZM61 211V212H62ZM66 211V210H65ZM69 211V210H68ZM73 211H75V210H73ZM77 211V210H76ZM109 211V210H108ZM107 211V212H108ZM119 211V210H118ZM130 212L132 211V210H129ZM146 211H147V209H146ZM1 212H4V211H1ZM9 213H10V210L8 211ZM32 212V211H31ZM30 212V213H31ZM35 212H36V214H37V210H35ZM40 212V211H39ZM44 212H46V210L44 211ZM48 212V211H47ZM52 212H53V210H52ZM60 212V213H61ZM67 212V211H66ZM80 212V211H79ZM106 212V213H107ZM136 212V211H135ZM151 212H153V211H151ZM226 212H227V210H226ZM5 213V212H4ZM12 213V212H11ZM22 213H24V212H22ZM34 213V212H33ZM63 214H65V212H62ZM73 213V212H72ZM78 213V212H77ZM124 213H126V212H124ZM128 213V212H127ZM155 213V212H154ZM224 213H225V211H224ZM245 213V212H244ZM0 214H2V213H0ZM28 214H29V211H28ZM46 214H48V213H46ZM53 214H54V212H53ZM82 214V213H81ZM85 214H88V213H86L85 212ZM98 214V213H97ZM121 214H123V213H121ZM131 214H132V212H131ZM3 215V214H2ZM7 215V214H6ZM16 215H17V212H16ZM19 215H21V214H19ZM25 215V214H24ZM27 215V214H26ZM35 215V214H34ZM33 215V216H34ZM52 215V214H51ZM66 215V214H65ZM75 215H76V213H75ZM152 215V214H151ZM15 216V215H14ZM31 216V215H30ZM32 216V217H33ZM37 216H38V214H37ZM36 216V217H37ZM54 217H55V215H53ZM84 216V215H83ZM91 216V215H90ZM96 216V215H95ZM119 216H121V215H119ZM118 216V217H119ZM123 216V215H122ZM129 216V215H128ZM127 216V217H128ZM131 216V215H130ZM150 216V215H149ZM184 216V215H183ZM186 216V215H185ZM5 217V216H4ZM19 217V216H18ZM17 217V218H18ZM23 217H25V216H23ZM46 217V216H45ZM74 217V216H73ZM110 217H112V216H110ZM117 217V218H118ZM132 217V216H131ZM29 218V217H28ZM49 218V217H48ZM66 218V217H65ZM80 218V217H79ZM96 218V217H95ZM105 218V217H104ZM107 218V217H106ZM116 218V219H117ZM120 218V217H119ZM137 218V217H136ZM154 218V217H153ZM8 219H9V217H8ZM8 219H6V220H8ZM12 219V218H11ZM16 219V218H15ZM20 219V218H19ZM24 219V218H23ZM30 219V218H29ZM53 219V218H52ZM69 219V218H68ZM76 220H77V215H76V218H75ZM110 219V218H109ZM115 219V220H116ZM128 219V218H127ZM130 219V218H129ZM138 219V218H137ZM25 220V219H24ZM32 220H33V218H32ZM35 220H36V218H35ZM42 220H43V218H42ZM50 220V219H49ZM55 220H57V219H55ZM55 220H53L54 222H55ZM134 220H136V219H134ZM190 220H192L191 218H190ZM12 221V220H11ZM15 221V220H14ZM20 221H21V219H20ZM28 221H30V220H28ZM37 221V220H36ZM39 221V220H38ZM38 221L36 222V224L38 223ZM41 221V220H40ZM45 221V220H44ZM47 221V220H46ZM57 221H59V220H57ZM95 221V220H94ZM98 221H99V219H98ZM126 221V220H125ZM138 221V220H137ZM32 222V221H31ZM30 222V223H31ZM50 222V221H49ZM52 222V221H51ZM53 222V223H54ZM104 222V221H103ZM103 222H102V224H103ZM136 222V221H135ZM190 222V221H189ZM1 224H2V222H0ZM7 223H10V222H7ZM11 223H13V222H11ZM19 223V222H18ZM24 223V222H23ZM29 223V222H28ZM33 223H34V221H33ZM97 223V222H96ZM113 223H114V221H113ZM115 223H117V222H115ZM128 223H129V220H128ZM0 224V225H1ZM3 224H4V222H3ZM2 224V225H3ZM15 224H17L16 223V221H15ZM26 224H27V222H26ZM45 224V223H44ZM55 224V223H54ZM90 225H91V223H89ZM11 225V224H10ZM18 225V224H17ZM20 225V224H19ZM25 225V224H24ZM28 225V224H27ZM39 225H40V223H39ZM99 225V224H98ZM98 225H97V227H98ZM4 226V225H3ZM29 226V225H28ZM35 226V225H34ZM33 226V227H34ZM101 226H103V225H101ZM110 226V225H109ZM6 227L7 226H5V229H6ZM16 227V226H15ZM24 227V226H23ZM30 227V226H29ZM32 227V228H33ZM39 227V226H38ZM37 226H36V228H38ZM43 227V226H42ZM55 227V226H54ZM57 227H58V225H57ZM56 227V228H57ZM90 227V226H89ZM105 227V226H104ZM104 227H101V229L102 228H104ZM106 227H108L107 225H106ZM128 227V226H127ZM2 228V227H1ZM11 228V227H10ZM35 228V232H36V229ZM49 228H51V227H49ZM68 228V227H67ZM77 228H79V227H77ZM76 228V229H77ZM87 228H88V226H87ZM112 228H114L113 226H112ZM118 228V227H117ZM132 228V227H131ZM134 228V227H133ZM132 228V229H133ZM139 228V227H138ZM9 229V228H8ZM14 229V228H13ZM17 229H19V227L17 228ZM17 229L15 230V232L17 231ZM29 229V228H28ZM43 229H44V227H43ZM47 229V228H46ZM62 229H63V227H62ZM100 229V228H99ZM124 229V228H123ZM122 229V230H123ZM126 229V228H125ZM3 230V229H2ZM1 230V231H2ZM20 230H21V228H20ZM24 230V229H23ZM31 230V229H30ZM48 230V229H47ZM46 230V231H47ZM51 230V229H50ZM56 230V229H55ZM72 230V229H71ZM95 230H96V228H95ZM98 230V229H97ZM104 230H106V228H104ZM109 230V229H108ZM118 230V229H117ZM136 230V229H135ZM0 231V232H1ZM22 231V230H21ZM20 231V232H21ZM26 232L28 231V230H25ZM38 231V230H37ZM39 231H40V229H39ZM41 231H43V230H41ZM78 231V230H77ZM119 231V230H118ZM129 231H131L130 230V228H129ZM161 231V230H160ZM3 232V231H2ZM7 232H8V230H7ZM13 232V231H12ZM73 232V231H72ZM100 232V231H99ZM120 232V231H119ZM18 235H20L18 232H16ZM44 233H46V232H44ZM54 233V232H53ZM66 233V232H65ZM83 233H85V232H83ZM118 233V232H117ZM8 234H9V232H8ZM11 234H13V233H10V235ZM30 234H32L31 233V231H30ZM30 234H29V236H30ZM50 234V233H49ZM120 234V233H119ZM159 234V233H158ZM1 235H3V234H1ZM14 235H15V233H14ZM22 235V234H21ZM45 235V234H44ZM46 235H47V233H46ZM45 235V236H46ZM51 235H52V233H51ZM51 235H49V236H51ZM65 235V234H64ZM81 235V234H80ZM80 235H77V236H80ZM122 235V234H121ZM12 236V235H11ZM10 236V237H11ZM38 236V235H37ZM41 236V235H40ZM55 236H57V235H55ZM54 236V237H55ZM60 236V235H59ZM61 236H62V233H61ZM72 236V235H71ZM76 236V237H77ZM88 236V235H87ZM90 236V235H89ZM164 236V235H163ZM3 237V236H2ZM5 237V236H4ZM33 237V236H32ZM41 237H44V236H41ZM41 237H40V239H41ZM52 237V236H51ZM50 237V238H51ZM53 237V238H54ZM66 238H67V235L65 236ZM70 237V236H69ZM74 237V236H73ZM84 237V236H83ZM85 237H86V235H85ZM120 237V236H119ZM121 237H123V236H121ZM240 237H241V235H240ZM243 237V236H242ZM242 237H241V239H242ZM255 237H256V235H255ZM20 238V237H19ZM27 238V236L24 238V239H26ZM36 238V237H35ZM34 238V239H35ZM45 238V237H44ZM44 238H42V239H44ZM57 238V237H56ZM59 238V237H58ZM57 238V239H58ZM79 238V237H78ZM77 238V239H78ZM89 238V237H88ZM100 238V237H99ZM158 238H159V236H158ZM258 238H262V237H258ZM258 238L256 239V240H258ZM6 238H2V239H0V245H1V247H2V245H4L5 243H7L8 241L11 243V239H9L8 241H6L5 240ZM14 239H17V238H15L14 237ZM13 239V240H14ZM21 239V238H20ZM45 239H47V237L45 238ZM82 239V238H81ZM97 239V238H96ZM95 239V240H96ZM142 239V238H141ZM146 239V238H145ZM161 239V238H160ZM247 239V238H246ZM28 240V239H27ZM53 240V239H52ZM71 240V239H70ZM73 240V239H72ZM74 240H76V239H74ZM85 240V239H84ZM87 241H88V239H86ZM94 240V239H93ZM120 240V239H119ZM162 240V239H161ZM237 240V239H236ZM240 240V239H239ZM54 241H55V239H54ZM90 241V240H89ZM117 241V240H116ZM142 241V240H141ZM148 241V240H147ZM255 241V240H254ZM262 241V240H261ZM8 242V243H9ZM15 242V241H14ZM34 242H36L35 240H34ZM39 242V241H38ZM42 242H43V240H42ZM45 242H47V241H45ZM52 242V241H51ZM76 242V241H75ZM79 242V241H78ZM83 242V241H82ZM92 242V241H91ZM93 242H95V241H93ZM143 242V241H142ZM161 242V241H160ZM237 242V241H236ZM29 243H30V241H29ZM40 243H41V241H40ZM39 243V244H40ZM55 243H56V241H55ZM67 243V242H66ZM89 243V242H88ZM105 243V242H104ZM145 243H146V241H145ZM162 243H163V240H162ZM12 244V243H11ZM17 244V243H16ZM24 244V243H23ZM36 243H34V245H35ZM44 245H45V243H43ZM42 244V245H43ZM147 244H149V243H147ZM146 244V245H147ZM225 244V243H224ZM10 245V244H9ZM13 245V244H12ZM30 244H28L27 246H29ZM32 245V244H31ZM43 245V246H44ZM49 245V244H48ZM48 245H45V246H48ZM63 245V244H62ZM76 246L78 245L77 243L75 244ZM142 245H145V244H142ZM261 245V243L259 244V246ZM7 246V245H6ZM18 246V245H17ZM22 246V245H21ZM25 245H23V247H24ZM41 246V245H40ZM44 246V247H45ZM65 246V245H64ZM71 246V245H70ZM89 246H90V244H89ZM93 246V245H92ZM138 246H140V245H138ZM162 246H164V245H162ZM166 246H167V248H168V244H166ZM165 246V247H166ZM173 246V245H172ZM223 246V245H222ZM3 247H5V246H3ZM20 247V246H19ZM32 247V246H31ZM31 247H30V249H31ZM39 247V246H38ZM62 246H60V248H61ZM129 247V246H128ZM132 247V246H131ZM145 247V246H144ZM144 247H142V249L144 248ZM149 247V246H148ZM221 247V246H220ZM229 247H230V244H229ZM28 248V247H27ZM47 248L48 247H46V250H47ZM83 248H85V247H83ZM92 248V247H91ZM91 248H88V249H91ZM127 248V247H126ZM262 248V247H261ZM78 249H79V247H78ZM146 249V248H145ZM145 249H143V250H145ZM2 250V249H1ZM21 250H23V248L21 247ZM29 250V249H28ZM35 250V249H34ZM37 250V249H36ZM68 250V249H67ZM84 250V249H83ZM87 250V249H86ZM86 250H84V252L86 251ZM164 250H165V248H164ZM228 250V249H227ZM261 250V249H260ZM20 251V250H19ZM25 251V250H24ZM82 251V250H81ZM88 251V250H87ZM129 251V250H128ZM131 251V250H130ZM175 250H173V252H174ZM223 251V250H222ZM226 251V250H225ZM15 252V251H14ZM32 252V251H31ZM80 252V251H79ZM84 252H82V253H84ZM145 252V251H144ZM172 252V253H173ZM259 252H261V251H259ZM8 253V252H7ZM6 253V254H7ZM13 253V252H12ZM11 253V254H12ZM22 253V252H21ZM24 253V252H23ZM262 253V252H261ZM16 254V253H15ZM17 254H18V252H17ZM30 254V253H29ZM60 254V252H58V255ZM64 254V253H63ZM143 254H145V253H143ZM148 254H152V253H148ZM24 254H22V256H23ZM31 255V254H30ZM53 256H55L54 254H52ZM65 255H67V254H65ZM138 255V254H137ZM172 255V254H171ZM224 255V254H223ZM21 256V255H20ZM20 256H19V258H20ZM33 256V255H32ZM35 256V255H34ZM144 256V255H143ZM143 256H142V258H143ZM150 256V255H149ZM152 256V255H151ZM1 258L3 257V256H0ZM14 257V256H13ZM9 258V260H8V262H7V264H15V262H16V264H17V258L16 259H14V258ZM24 257V256H23ZM139 257H140V255H139ZM138 257V258H139ZM4 258V257H3ZM53 258V257H52ZM63 258V257H62ZM256 258V257H255ZM22 259V258H21ZM30 258L28 257V260H29ZM55 259V258H54ZM140 259V258H139ZM144 259V258H143ZM0 260H2V259H0ZM23 260V259H22ZM25 260V259H24ZM23 260V261H24ZM32 260V259H31ZM136 260H138L137 258H136ZM30 261V260H29ZM2 262V261H1ZM26 262H27V260H26ZM32 262V261H31ZM30 262V263H31ZM19 263V262H18ZM22 263V262H21ZM25 263V262H24ZM20 264V263H19ZM91 264H93V263H91ZM95 264V263H94ZM131 264V263H130ZM135 264V263H134ZM138 264V263H137Z\"/></svg>", "mask_w": 264, "mask_h": 264}, {"label": "built area", "instance_id": "obj_3", "mask_svg": "<svg viewBox=\"0 0 264 264\" xmlns=\"http://www.w3.org/2000/svg\"><path fill=\"white\" fill-rule=\"evenodd\" d=\"M67 80H77L82 81L84 78L81 61L80 52L76 48H72L69 56V70L65 77ZM40 106L46 105V100L42 99L39 102ZM92 109L96 112L101 110V103H96L93 105Z\"/></svg>", "mask_w": 264, "mask_h": 264}]
</instances>
